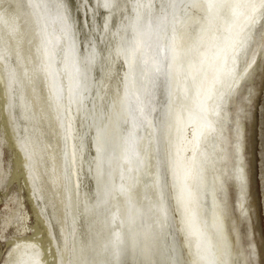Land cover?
<instances>
[{"label": "rangeland", "instance_id": "obj_1", "mask_svg": "<svg viewBox=\"0 0 264 264\" xmlns=\"http://www.w3.org/2000/svg\"><path fill=\"white\" fill-rule=\"evenodd\" d=\"M49 1L50 0H31V2L29 0H0V15H3L5 13V10L8 8L9 4L12 5V9H11L12 20H11V22L9 24H5L3 22L2 23L0 22V27L2 25V27L0 29V36H1L0 41L3 40L6 43V46H5V43L2 41V44H4V46H5L4 47L0 42V264H14V262L17 260H23L26 262V264H29V260L32 258H33L32 262L34 264H62V263L63 264H92V262H95V264L96 263L97 264H105V261H112V260H114L113 262H115L116 257L113 256L110 258V256L113 255V253H114L113 251H116V249L118 248V245H117V248L111 247L112 245H110V248H109L108 244L111 241L109 243H107V242L109 241V239L113 241V239L115 238L114 236H116L115 235L116 233L114 231H116V229H117V226H116L117 220L120 217L119 213H120V209L122 208L119 206V208L116 209L117 207H115L117 204V201L119 199H124L125 208L129 207L130 209L133 210V211H131L130 209H128L127 211H129V213L127 212L128 213L127 216H129V214L131 212V214H133V215H130V218H131V216L135 217V223L131 222L132 221L131 219H130V221H128L126 219V221H128L127 224L130 223L129 226H132V227H130L131 229L130 228L128 229V231L130 230L129 232L127 231L128 237L126 238V240L123 243H121L122 242V238H121L122 236L120 237L121 238V242H120L121 246L118 248V250L121 249L119 251V253H120L119 259L120 260L127 259L130 262V264H139L140 261H146V262H148V264H193V263L195 264L196 261L192 257V253L190 252L188 247L185 246L186 244H184L185 238H184L183 233H182L180 220L178 217L179 215H178L176 207H175V201H173L174 200V185L172 183L173 178H171V175H170V167H169L168 161H167L168 159L165 156L166 149H164L165 146H164L163 142L161 143L162 145H160L159 138H158L159 134H157L158 132H156V131H158L157 130L158 125H156L157 128L156 127L153 128V126L151 124V127L148 128L147 124L149 125V123H145L140 128L135 127V128H138L139 131L135 130L134 127L132 128L133 124H132L131 120L128 119V117H126V118L128 120H130L129 123H127V125L123 123L126 120V118H124L123 114L125 113L127 116L128 111H126V112L123 111L122 107L124 106L123 107L124 110H125V108L127 109L128 108V106H127L128 101L125 102L127 104H125L122 101H119L117 103L118 106L115 108V106H116V100L115 99L118 98L119 94L122 95L121 98H123V96L125 97V95L122 93V90H120V88L121 89L123 88L122 82L125 83V78H124V81H122V77H120V74L122 73L121 65H120L119 61L117 60V58H115L114 55L112 54V50L115 46V43L117 42L116 40H118L117 35L114 33L116 31H118L119 33L116 32L118 34V36H120V35L122 36V33H124L123 30L130 23L129 17H131V16L134 17L136 15V13L134 12L135 3L134 4L131 3L134 1L131 0V2H130V0H126V1L124 0V3H125L124 4L123 1H121V0L120 1L115 0L116 3L113 0H110L109 2L107 0L108 3L106 2L107 3L106 4L105 2L102 3V0L100 2H98L99 0H97V1L93 0V2H91V5H92L91 6L89 4L91 0H84V2L82 0H78V1L77 0H70L69 2H67L68 0H63V1L62 0H56L57 2L58 1L61 2L62 7H60L61 6L60 4L58 5L57 3H55L56 1H54V0H51L50 2ZM65 1L67 3H70V4H68L69 6L66 5L67 3ZM88 1H89V3H88ZM128 1L131 3L130 5H129ZM72 2L73 3L75 2V6L73 8L71 7L74 5ZM81 2L85 4L84 7H81L82 10L79 9L80 8L79 5L82 4ZM120 2L122 3L121 4L122 7H120L121 6ZM140 2L142 3L141 0H140ZM152 2L154 5L156 4V3H154V1H152ZM76 3H77L78 7L76 6ZM101 3H102V5L104 4V6H101ZM109 3H111V4H109ZM112 3L113 4L115 3V4L112 5ZM22 4L24 5L23 7L21 6ZM29 4L31 6H29ZM37 4H39V7H36ZM52 4H54V5H52ZM117 4H119V5L116 6ZM126 4H127V7L125 6ZM87 5H90L91 7L90 6L88 7ZM105 5L108 6V7L106 6L107 9L110 7L109 5H111V7L113 6L114 9H113V7L109 8L106 12V8H103V7H105ZM156 5H155L156 7H154V9L159 8L158 4H156ZM66 6H68L71 9H68ZM81 6H83V5H81ZM93 6H95V8ZM99 6H100L99 9L101 10V12L97 8ZM123 6H125V8H128V6H129L130 8H128V10H130V9L132 10V8L134 7L132 11H129L130 13L133 12L134 16H133V13H131V14L128 13L129 15H127L126 12H128V10L126 11L125 8L123 9ZM86 7H87V9L89 8L90 10L89 9L87 10ZM35 8L36 9L39 8L36 11L37 12L41 11V12H39V14H38L35 11ZM91 8H92L93 12H97V13L99 12L100 14L98 13L97 15H93V17H92L93 13H90L91 15H89V13H87V12L91 11ZM96 8H97V10H95ZM72 9L73 10L75 9L77 11L74 10V12H73ZM156 9L154 11H156ZM62 10L64 13L62 12ZM78 10H80L81 12ZM110 10L114 11L116 16L114 14L110 15V13H112V12H110ZM82 11H84V12H82ZM61 12L64 14V16L62 15ZM121 12H124V13H123V15L121 14L122 16H119ZM78 13H82V14L85 13L86 15L84 14L83 18L88 15L91 17V20H90V18H88V16L85 17L86 20H85V18L84 19L81 18L82 14H80L81 16H79ZM117 13H119V14H117ZM220 13H221V17H225L226 19H225V21H220L219 19L216 20L215 18L212 19V21L215 19V21H216L215 25H220V24H223V25L222 26H216L215 29H213V30L209 29L210 31H208V33H210V36H211V40H210L211 45L218 43L220 41L222 42L227 37V35L230 33V31L233 29V27L236 26L237 19H234L233 15H232V11L230 9L225 8ZM220 13H219V15H220ZM94 14H96V13H94ZM102 14H104V15H102ZM125 14H126V17L128 16L127 18L125 17ZM44 16H45V20H46L45 22H44V19H42V18H44ZM61 16H63V17H61ZM96 16H98V18L101 17L100 19L102 21L100 19H98ZM103 16H105V17L103 18ZM191 16L194 17L193 15H191ZM191 16H190V18H191ZM115 17H116V20L120 17L122 20L120 22H119L120 19H118L116 21ZM31 18L34 19V23H33V20ZM48 18L49 19L54 18V21L50 20V23H49ZM72 18H74V20H77V21H75L77 24L74 22V20ZM87 18H88V20H87ZM96 18L98 20H96ZM125 18L127 19V21H124V20H126ZM190 18H188L189 20L188 19L185 20V23L188 21L187 24L184 23V26L189 27V28L184 27L185 28L184 30H186V31L195 30V28L198 26V23H199L198 20H197V22H194V21H196V19H194V21H193L195 24L191 23ZM26 19H27V21L24 22V20H26ZM60 19H63V20H61L62 22L60 21ZM64 19L67 21L70 19L69 20L70 23L65 21ZM110 19H111V21H110ZM56 20H58V21H56ZM82 20H83V24L81 23ZM84 20L86 21L85 23H84ZM114 20H115V22H114ZM35 21H37V22H35ZM47 21H48L47 25L50 24L52 26V25L56 24L54 26V28L57 27V28H55V30L51 34H48L49 31L47 32V28H46L47 26L45 25ZM78 21H80V23H81L80 26L81 25L83 26L84 24H87V26L84 25L85 27L84 26H83V28H82V26L80 27L78 25L79 24ZM87 21H88V23H87ZM96 21L101 24L100 26L102 28L104 27L103 28L104 30H102L101 27H100L101 29H99V28L97 29V27H99L97 25H99V24H97ZM105 21H106V23H105ZM242 21H244V20H242V17H241V19L238 20V24L243 23ZM253 21L254 22H247L243 25L245 27L243 29L244 32H242V34L240 33L241 36H240L239 40L237 38L238 41L234 42V48L232 50V54L230 57L231 62L234 61V63H235V67L237 70L236 73L239 74V76L236 78V80H238L241 77H242V79L239 83L236 84L235 87H233L232 89H229V91H227V92L223 91L224 90L223 86H222L223 88L219 87L216 91H214V88H212V92L214 94V96H213V94H212V96H213V98L214 97L215 98L213 99L211 96L208 99V101H209L208 104L210 105V100L212 98L211 102L213 101V103H215L217 105V106L215 105L214 112H213L214 116H212V117L216 118L214 121L215 127H214L213 131L209 132L208 134L205 135L204 138H202V141L199 143V146L196 149L197 159H196L195 164H194L195 175H194V179L192 182V192H193L192 193V208H193V211L195 214V223H196V226H195L196 229H195L194 234L196 235L195 237L197 239V243H196L197 246H198V242H199V244L202 245V246L201 245L200 246H201L202 251H203V255H204L203 257H205V259L208 258L207 262L205 260V262H204L205 264H226L224 258L219 253L217 254L218 240H217V235H216L217 234L216 233V220H217L216 214H217V212H219V209L224 210V213H222V216H223V221L225 224V230H226L225 234L229 238L233 254L236 257L235 263L236 264H264V9L258 10L253 15ZM31 22H32V25H29ZM65 22L68 23L67 27L72 22V24L68 27V29L71 30V31L68 30L69 34H71V35L73 34V36L77 34L76 38L78 39L79 44L84 45L83 46L84 48H86V46L91 44V43L94 44V41H95L94 39H96L95 44H98V46L96 48L98 51L96 52V50H95V53L98 56L97 57L98 61H96V64H95L98 66L96 68V70H98V72L95 71L96 73L94 72L92 77L89 75H87L88 77H86V75L84 73L83 74L85 76L84 75L83 76L86 77L87 79L90 78V79H88V81L86 78H84V80L86 82H90L89 85H91L92 80H94L93 82H95V84L97 85L96 86L95 84H92L93 86H91L92 87L91 91L88 89L87 90L88 93L85 92L86 96L88 98L89 95L92 94V93L90 94V92H93L94 87H96L94 93L92 94L93 96L92 95L91 96H92V98L95 99V101L99 99V101H97V102L94 101L95 104L93 102L94 106H93L92 102L87 99L88 100L87 102H89L88 111H90V113L95 114V115H96V113L100 114V115L102 114V115L101 116L98 115V119H99L98 123L96 122V124L93 123L94 125H92V122H94L97 119V117L95 115L93 116L92 114H90L88 112L89 113L88 117L90 120L88 119V117H86L84 119V124H85L84 126L88 125L90 128L87 126V128H89V129L85 128L86 131H83L84 134H83V132H81L83 126H81L82 118L80 117L81 123H79V124L81 127H78L77 130L75 127V129L73 130L74 138L78 136V134L76 136V133H78L79 131H80L79 135H81V136H79L81 139L79 137L75 139V141L77 140L76 144L78 145V143H79L78 147L76 146L75 141H74L75 149H77L75 151L76 152L75 155H77L76 156L77 159L74 160L75 162L73 160H71V154H69L70 152H69V150H67V149H69V145L67 146V144H68V140H67L68 129H66V127L64 129V126L68 123L67 121H65L66 119L68 120V115L64 116L65 115L64 113L68 114L67 113L68 108L66 109V107H65L66 101L64 100V99H66L65 94H64V92H66V91L61 92L62 94L58 97L57 100H54L52 98L53 97L52 94H49V93H52V91H50L49 82H51L53 79H54L53 80L54 85L56 84L58 86L60 84L58 87H61L62 90H66V87H67L66 86L67 84H65L66 83V76H67L66 75L67 73H65V71L67 72V69L65 66V62L61 60V59H64L65 55L63 56V54H65V52H66V49H65L66 46L63 45L64 44L63 42H61V43L59 42L58 37L56 35V34H58L57 31H59V34L61 35V32L58 28L60 26H62V30H61L62 35L61 36H64L63 38H65V35L68 34V33H66L67 30L64 29V27H66ZM110 22H113V23H110ZM121 22L122 23L127 22V24L124 25ZM189 22L191 24H189ZM36 23H37V25H36ZM61 23H65V24H61ZM91 23H92L91 27L93 28V30L89 25ZM103 23H105V24H103ZM114 23H117L116 25H118V26H116ZM58 24L59 25L61 24V25L59 26ZM93 24L94 25L96 24L95 28H94ZM110 24H111V26H110ZM112 24H114L115 26L114 25L112 26ZM26 25H27V27L25 28ZM108 25L110 26V28L107 27ZM122 25H123V27H122ZM75 26L76 27L79 26L82 29H80L79 27L75 28ZM191 26H192L193 30L190 29ZM89 27H90V29H89ZM193 27H195V28H193ZM23 28L26 31L25 33L23 32L24 31ZM117 28H118V30H115ZM120 28H122V29H120ZM36 29H38V30H36ZM72 29L74 31H72ZM76 29L78 31H76ZM94 29L96 32H98L97 30H99V33H101V35L99 33L94 32ZM42 30H43V32H42ZM81 30L83 32H87V33H81L82 32ZM184 30H183V32H185ZM34 31L37 32V34H38V35L36 34L37 36L35 35L36 32L34 33ZM102 31H104V33ZM112 31H113V33H112ZM213 31H214V33H213ZM3 32H4V34L2 35ZM11 33L15 35V38H13L11 36V38L14 40H12L9 36V34L11 35ZM30 33L33 34L35 39L33 38L32 34L30 35ZM93 33H95V35ZM28 34L30 36H32V38ZM79 34L81 36L84 35V37H81ZM91 34H93V35H91ZM104 34L107 36H105ZM225 34H226V36H225ZM5 35H7L9 38ZM19 35L22 38L24 36V39L19 37ZM25 35L27 38L25 37ZM42 35H43V37H42ZM90 35L94 36V37H92V39L94 41L90 38L91 37ZM97 35L99 36L98 38H97ZM112 35L114 36V38L112 37ZM110 36H111V39H110ZM29 37H30V40H29ZM43 38L47 39L49 41L51 40V42L53 44L50 46L51 43H49V41H47V43H46V40H44ZM55 38H57L56 41H54ZM84 38L88 39V42H86V40ZM103 38H104V40H102L103 42L98 41V40H101ZM107 38H108V40L109 39L110 40L108 41ZM79 39H83V40L80 41ZM35 40H37L39 42L37 43V41L35 42ZM89 40H91V42ZM84 42H86L87 44ZM25 43H27L28 47L30 46L29 48L27 47L29 50V51L27 50V52H26V49H27L26 46L27 45ZM39 43H41L40 46H38ZM24 44H25V46H24ZM85 44H86V46H85ZM110 44H112V45H110ZM60 45H63V48ZM7 46H9V47H7ZM15 46H17V48H15ZM42 46H43V48H42ZM49 46H50V48H49ZM108 46H110V47H108ZM10 47L11 48L13 47L12 50L8 49ZM52 47H54L55 49ZM57 47H60L61 49L57 48ZM98 47L101 49H99ZM3 48H4V50H3ZM18 48H19V50H18ZM20 48L23 50H20ZM106 48H107V50H106ZM58 49L61 50L62 52L60 53V51H57ZM234 49H236V50H234ZM9 50H11V51H9ZM7 51H8V53H7ZM16 51H18V54ZM19 51H21V52H19ZM22 51H24V52H22ZM10 52L12 55L8 56V55H10ZM6 53H7V55H5ZM20 53H24V54H20ZM207 53H208V57L205 59L203 65L200 66V68H199L200 70L198 71V73L196 75V79L198 77L204 76L205 72H206V76H207V74L208 75L211 74L209 71V67L207 65H209L208 62L210 60H212V58L214 57L215 51H214V49H210ZM1 54L3 56H5V58H2L3 56ZM16 55H18L20 57V59L17 58L18 56L16 57L17 58L16 59L15 58ZM22 55H23V57H21ZM58 55L60 56V58ZM12 56H14V57H12ZM46 56H47V58H46ZM10 58H12V59H10ZM54 58H55V60H54ZM56 58H57V60H56ZM58 58L60 59V61ZM6 59H7V61H6ZM9 59H10V62H8ZM44 60H45V62H44ZM4 61H6L7 64H5ZM58 61H59V63H58ZM20 62H21V64L18 65ZM53 62L55 65L57 63L61 65V67L59 65V68H61L59 71L60 73L56 69L58 65H56V66L53 65ZM16 63H18V64L16 65ZM13 64L16 65L17 68ZM49 64H51V67H49ZM102 64L104 66H101ZM6 65H7V67H6ZM62 65L65 67H62ZM248 65L250 67H248ZM12 66L15 67V70H13V71L11 69V68H13ZM22 66H25L26 69H22L23 68ZM47 68H49V69H47ZM51 68H53V69H51ZM18 69L19 70L22 69V70L17 71ZM7 70L10 71L11 73L13 72V73L10 74V72H8ZM24 70L26 72H29V74H30V72H32L31 75H28V74L25 75L26 72L22 73V72H24ZM28 70H30V71H28ZM14 71H15V73H14ZM52 72L53 73L56 72V73L54 74V76L52 75V77H51L50 75L52 74ZM47 73H50V74H47ZM14 74L16 76L20 75L18 79L21 82H22V80L26 81V79H27L26 82L23 81L24 85L22 83H20L19 80L16 81L17 77H15ZM22 74L25 75L26 78H24ZM56 74L58 75V77ZM21 75L24 79L21 77ZM110 75H112V76H110ZM56 77L58 79L59 78H61V79L57 80V79H55ZM63 77H64V80L62 79ZM13 78H15V79H13ZM47 78L49 79V81ZM13 80H15V81H13ZM30 81H31L30 85H32V86L28 87L29 84L25 85V84L29 83ZM55 81H56V83H55ZM167 81H166L165 90H164V87L162 88V86L158 87L157 99L155 100V105L153 106V109H155V113L153 114L152 118H154V117L157 118L158 114L156 112H159V111L162 112L163 111L168 97L170 98V97H173L172 95H175L176 96L175 102L177 103V100L181 101L180 98H182V96H184V93L181 92L182 89H181V86H179V84L175 85L174 91H172L173 83L171 81V78H168ZM120 82H121V85H119ZM17 83H18V85H17ZM19 83L22 84L23 87L20 86ZM61 83H62V85H61ZM109 83H111V84H109ZM188 84H191V83L188 82ZM195 84L196 83L193 82V89H195ZM215 84L216 83L213 84V87H215ZM13 85L15 86V89H17L19 87L17 89L20 91L19 93L17 90H16L17 93H15V89H14ZM47 85L49 86V90H48ZM54 85L52 87H54ZM107 85H109L110 88L113 86V88H111V90H110L109 86H107ZM20 87H22V88L25 87L24 90L26 91V93L21 88V90L23 91L22 92L20 90ZM29 88H30V91H29ZM100 88H101V90H99ZM107 88H109V89H107ZM159 89H162V90H160V92L162 91L161 93H159ZM96 90L100 91L99 94H101V95H99ZM107 90H110L111 94L108 93L109 91H107ZM114 90L116 92L118 90V92L116 93ZM168 91H169V96H168ZM103 92H107V93L103 94ZM113 92H114V94H113ZM44 93H46V94H44ZM115 93L117 94L116 98H115V96H116ZM20 94H22V95L20 96ZM63 94H64V96H63ZM108 94H110L109 97H108ZM158 94L164 98V101L162 100L163 98H160ZM16 95H18L19 97L18 96L16 97ZM24 95L25 96L28 95L29 97H31L32 95L33 96L31 98H29L30 100H28V98L26 99V97ZM94 96H96V97H94ZM22 97L24 100L23 102L21 101ZM49 97H51V98H49ZM100 97H102V98H100ZM130 97L131 96L129 95V98ZM18 98L19 99L21 98V100L19 101ZM44 98H46V100ZM61 98H62V100H61ZM90 98L91 97H89V99ZM92 98H91V100L93 101L94 99H92ZM185 98H186V96H185ZM41 99H42V101H41ZM49 99H52L53 101L51 100V102H50ZM112 99H114V100H112ZM131 99L134 101L133 98H130L129 102L132 101ZM32 100L34 103L32 102ZM47 100H49L50 104ZM106 100H108V101L106 102ZM127 100H128V96H127ZM13 101H16V102L18 101L17 104L19 106H21L22 108L19 106L17 107V104H15L16 102H13ZM46 101L48 103H46ZM56 101H58V102H56ZM60 101L62 104L59 103ZM113 101H115V102H113ZM52 102L56 103L60 107L62 106L61 107L62 110L58 109L60 107L57 106L56 104H54V103L51 104ZM158 102H159V104H157ZM64 103H65V105L63 106ZM90 103H91V105H90ZM120 103H121V105H119ZM162 103H164V104H162ZM182 104H185V101H182L181 105ZM39 105L42 107L40 108ZM48 106L51 108H48ZM92 106L94 107L93 109H95L97 106L99 111L97 108H96L97 111L96 110L92 111ZM190 106L191 105L189 103V105H187V107H190ZM16 108H18V109L16 110ZM159 108H161V109H159ZM20 109H21V111H20ZM115 109H117L118 111L120 110V111L115 114ZM42 110L45 111V114H43L44 111H42ZM63 110H64V112H63ZM16 111H18L19 113ZM100 111H101V113H98ZM113 111H114V113H113ZM17 114H18L19 118L17 117ZM104 114H105V117H104ZM112 114L119 117V118L117 117L119 119L118 121H117L116 117L113 119L115 122V124L114 123L112 124L113 125L112 127L115 128L114 130L112 129V127L109 128L110 126H107V123H108L109 119L112 117L111 116ZM215 114H217V116H215ZM55 115H56V119L54 118ZM58 115H60V117ZM24 116H26V117L24 118ZM43 116H45V117H43ZM106 116H108L109 118ZM121 116H123V117H121ZM15 117H17V119ZM20 117H22L21 120H20ZM93 117H95V118L93 119ZM85 120H87V121H85ZM56 121H59L60 123L56 122ZM90 121H91V123H90ZM99 121H100V123H99ZM119 121H121L124 125L122 124L123 126H121V122L119 123ZM54 123L55 124L58 123V125H61L62 128H60L61 126L58 127V125L57 124L55 125ZM116 123H118V124L116 125ZM73 124H74V121H73L72 125ZM97 124H100L103 127V132H101V133L99 132L98 135L95 134V132L98 131L97 129H99V128H100V131H102L101 130L102 127H100V125L98 126ZM104 124H105V126H104ZM128 124H130V125L128 126ZM82 125H83V123H82ZM96 125L98 126V128ZM115 125L118 128L121 127V129H119L120 131L117 129V127ZM118 125H120V126H118ZM95 126H96V129H94ZM124 126H128V128L124 127ZM107 127L109 128V130L107 129ZM123 127L127 128V130L133 129L131 131L128 130L129 131L128 133L132 132L133 135H131L130 137L129 136L127 137V132H124L122 130ZM67 128H68V126H67ZM73 128H74V125H73ZM147 128L150 130V131H148L149 133H147V131H146ZM55 129L57 131H55ZM64 130H65V132H64ZM104 130H105V132H104ZM106 130L108 132H106ZM25 131H26V133H25ZM59 131H60L61 136H57V134L59 135ZM74 131H75V133H74ZM117 131H119L118 135H117ZM144 131H146V132H144ZM135 132H136V134H135V137L133 139ZM139 132L141 135L139 134ZM85 133H86V136H85ZM104 133L105 134L110 133V134L105 135ZM114 133H115V135H112ZM101 134L103 136H101ZM121 134H124V136L122 137ZM155 134H157L158 136ZM63 135H65V136H63ZM110 135H111V137H110ZM94 136H96V137L93 138ZM98 136H99V139L102 138L100 140L101 143H103V140H107L108 143L106 141H104V143L106 142L104 144L105 145L104 148L108 147V149H110V152L111 151L114 152V150L117 149V150H115V153L117 152L116 153L117 155L113 152L109 153L108 149H107L108 151H105L106 149H104L105 153L103 151L101 153L102 154L101 155L100 152H98V150H96L97 146L95 147V145L98 143V141L96 139V138H98ZM113 136L114 137L116 136L115 139ZM117 136H118V138H117ZM144 136H146L148 140ZM103 137H105V139ZM138 137L141 139L140 143L142 141H144L145 139H146V142L148 141L147 143L145 142L144 149H143L144 150V156L146 155L144 157L145 160L141 156L143 154V152H141V150L139 149V146H137V145L136 146L138 148L136 147V149L138 151L136 150V153L137 152L138 153L137 154L135 153L136 155L134 154L135 158L141 157L140 159H142V160H140V159L137 160V158H136V164L140 163L138 166L141 168L142 174L140 173L138 175V173L136 172L137 174L134 175L136 177H134V179H131V178H133V175H130V173L128 174V172H130L128 170H130L131 167L130 168L126 167L128 170L126 168H125V170H123L125 173L122 172V173H124L122 175V178H119V179H118V177L115 178V176H113V173H112L114 168L112 170L110 163L107 164L108 160L112 156L115 155L114 157L118 158L119 160L118 159L117 160L122 162V163H119L120 165L125 164L127 159L130 160V158H129L130 154H128V149L132 155V153L135 151V150L132 151V145L135 144V142H136L135 140L138 139ZM155 137L158 139H156ZM177 137H179V136H177ZM58 138H61L62 140H60ZM56 139H58V140H56ZM63 139L67 140V141L65 142ZM111 139L112 140L114 139V141H113L114 145H113V142L111 141ZM116 139H119V140L121 139L120 143H119V140H116ZM129 139H130V141H129ZM55 140L57 141V144H56ZM59 140H60V144L58 142ZM82 141H83V143H82ZM115 141L116 142L118 141L119 145L122 147L119 148L120 146ZM131 141L133 142V144L127 149V146H128L127 144H129ZM150 141L151 142L153 141V142L151 143ZM126 142H128V143H126ZM154 142L156 145L154 144ZM157 142L159 144H157ZM63 143L64 144L67 143L66 146ZM115 143H116V145H115ZM106 145H107V147H106ZM124 145H125V148H124ZM115 146H117V147H115ZM145 146H146L147 150L145 149ZM159 146H161V147H159ZM25 147H26V150H25ZM156 148L160 149L159 150V156L161 155L160 159L162 158L161 160L164 162V165H163V167L165 168L164 170L167 171V180H168L167 187H164L163 179H158V176L160 177V174H161V166H160V164H158L159 162H157L158 161L157 160V154L158 153L156 152L157 151ZM93 149H95V150H93ZM148 149H149V151L150 150L151 151L149 152ZM82 150H84L83 151L84 153L82 152ZM118 150L120 152L122 151V153L119 152V155H118ZM26 151H30L32 153V156L34 155L36 158L39 154L41 155V161L42 162L38 163V169L39 170L37 172H39V173L37 175L40 176V179H41V176L43 175L42 180H41V182L45 181V183L42 182V183H44L43 187H44V185L48 186V189L50 190V192L53 193V194L51 193V196H52V198L55 196V198H53V199H55L54 200L55 201V207H57V208H55L54 205L52 206L51 204L44 203L45 204L44 205L43 202H40V201L37 202L39 200L38 195H37L38 192L36 193V191H37V188H35L36 183L34 182V178L32 176L30 168H28L29 164L31 166V161L29 160L28 153ZM58 151H59V153H58ZM66 151H68V153ZM79 151H80V153H79ZM125 152L127 155L125 154ZM139 152H140V155H139ZM151 152L152 153L154 152L155 154L152 155ZM77 153L79 154V156H81L83 154L81 157L82 158L84 157V159H86V158H88V159H86V160L82 159L81 157L78 156ZM89 153H90V155H88ZM149 153L151 155H149ZM66 154H68L70 157L68 155L66 156ZM85 155H87V156L85 157ZM95 155H96L98 160H99V156H100L101 159L99 160V162H101V160H103V162H104L103 164H105L103 166L110 165V167H111V168L109 166L106 167L108 172L111 169V171H110L111 174L110 173L107 174L108 172H106V175L104 174V176L106 178L105 181H107V179H108V181L104 184V186H102V187H106V188L101 189V194H103L104 196L99 195L98 197H102V198H100V200L98 199V197L96 195L97 194L96 189L98 187L95 183L94 176L92 175L93 170L91 167L92 163H93V158L95 157ZM104 155H106L107 157ZM120 155H122V156H120ZM147 156H149V157L147 158ZM150 156L152 158L155 157L154 159L156 161L154 159H152ZM114 157L111 158L110 160L112 161L114 159L113 161L114 162L116 161L118 163V161L115 160L116 158H114ZM68 158H70V159H68ZM149 158L152 160H150ZM57 159H60L59 162ZM61 159H62V161H61ZM63 159H65V160H63ZM79 160L82 163L83 169L80 165H78ZM105 160H107V161L105 162ZM110 160H109V162H111ZM55 161L57 162V165L55 164L56 163ZM65 161H66V164H65ZM140 161L142 162V165H141ZM116 162L114 165H116ZM149 162H153V163H149ZM67 163H69V164H67ZM71 163H73V165ZM83 163H86L85 166ZM151 164H153V165L151 166ZM51 165H53L52 167L55 168L53 171H52L53 168H51ZM74 165L76 167H74ZM120 165H118V166H120ZM148 165H149V168H148ZM39 166H41L40 167L41 170H40ZM55 166L56 167L58 166V167L56 168ZM144 166H146V168H144ZM63 167H64V169H63ZM70 167L73 169V171H75L74 169H76V171L72 172ZM118 168H119V170L117 169L116 171L120 172V167H118ZM152 168H154V169L152 170ZM80 169L82 171H84V172H80L83 175V177L78 172V171H80ZM146 169L149 171L150 174L148 173V171H146ZM143 170L146 171L145 172L146 175L143 172ZM151 170H152V172H151ZM49 171L52 172V176L50 174L51 172L49 173ZM156 171L158 174L154 173ZM56 172H57V174H56ZM71 172L74 173V175L76 174L75 176L77 179L73 178L74 176ZM53 173H54V175H53ZM58 173H59V180L57 178ZM85 173L87 174V176ZM99 173H100L99 175L102 176L101 172H99ZM151 173H153V174H151ZM30 174H31V177H29ZM62 174H63V176L61 177L60 175H62ZM44 175H46V176L44 177ZM127 175L129 177L130 176L131 177L128 178ZM143 175L145 176V178L141 179V177H144ZM147 175H148V177H147ZM151 175L154 177H152ZM53 176H54V178H53ZM125 176H126V178H125ZM149 176H151V178ZM95 177H98V175ZM108 177L110 179H113V178L114 179L109 180ZM46 178H48V179H46ZM71 178H73V179H71ZM83 178H84V180L88 179V180H86L87 181L86 184H85L86 181H83ZM90 178H91V180H90ZM135 178H137V180ZM128 179L129 180L131 179L135 182L134 186L132 188H131V186L129 187L130 188V190L128 189L129 191L126 189V187L129 186V183H128L129 180ZM140 179L142 180V182ZM150 179H151V183H150ZM48 180L50 182H48ZM70 180L75 181V183H73V182L70 183ZM118 180L122 181V185L119 184L120 182ZM61 181L63 182V184H61ZM111 181H114V183L116 182L115 184H117V186L115 184H113V182L111 183ZM170 181H172V182H170ZM91 182H93L94 184ZM125 182H127L126 183V184H128L127 186H125L126 185ZM152 182H157V183L156 184L153 183V185H151ZM169 182H170V184H169ZM51 183L53 184L52 186H51ZM69 183H70V185H69ZM158 183H159V185H158ZM60 184H61V186H60ZM71 184L72 185L74 184V186L76 184L77 185L74 188V186L72 187ZM87 184L89 187L87 186ZM91 184H93V186L94 185L95 186L93 187ZM138 184H139V186H138ZM99 185H100V183H99ZM108 185H110V186H108ZM156 185H157V187H156ZM54 186H57V187L55 188ZM121 186H124V189L127 192L125 191V192L121 193V191H120ZM153 186H155V187H153ZM160 186H161V188H163L162 190L160 188L161 191L158 188ZM50 187H51V189L53 187L54 190L53 189L52 190L56 191V192H53L50 189ZM69 187H72V188L70 189ZM73 188L76 191H78L79 193L76 192L75 190H72ZM76 188H78V189H76ZM83 188H84V190H83ZM93 188H95V190H93ZM112 188H115V190L114 189L112 190ZM103 189L104 190L110 189V191H103ZM135 189H138V190H135ZM156 189H158V191ZM91 190L94 191L95 193L92 192ZM132 190H134V191L131 192ZM59 191H61V192L64 191V192H62L63 195L59 194V193H61ZM72 191H74V192H72ZM102 191L104 193H102ZM113 191H115V194L117 191V195H115ZM71 192H72V195H71ZM80 192H82V193L80 194ZM87 192H88V194H87ZM109 192L112 193L111 197L108 196ZM147 192H150V193H147ZM151 192H152V194L154 192L157 195L153 194L154 195L153 196L151 194ZM33 193H35V194H33ZM132 193L133 194L139 193L137 195L140 196L141 198L137 197V195H135V194L132 196L131 195ZM141 193H143L142 196L140 195ZM55 194H57V196H60L63 198L61 200V202H63V204L60 203L61 198L59 197L60 198L59 199ZM74 194H75V196H74ZM76 194H78V195H76ZM85 194H87L89 196H87ZM67 195H69V196H67ZM130 195H131V197H134V196H135V198L137 197L136 199H138V200L143 199V201H140V203H139V201L135 200L134 198H130ZM77 196H79L80 199H81L80 196H83L85 199L82 198L81 199L82 202H80L81 200L79 201V198ZM93 196H96V197L94 198ZM105 196H107L106 197L107 200L104 199ZM114 196H116V197H114ZM158 196H159V198L162 199L163 207L166 208V209L163 208L164 210L162 211L165 213L166 216H163L164 213H161V215H158V212L156 210L157 204H158L157 203ZM56 197H57V201H56ZM108 197H109V199H108ZM118 197H120V198H118ZM128 197H129V199H128ZM75 198L78 200V202L80 204H78V202H77V200H75ZM91 198H92V200H91ZM110 198H112L113 200ZM115 198L117 199L116 201H115ZM36 199H37V201H36ZM96 199H97V201H96ZM58 200H59V202H58ZM84 201H87V202H84ZM89 201L90 202L92 201V202L90 203ZM136 201L138 202V204ZM99 202L103 203V204H100ZM130 202L132 203V205L130 204ZM38 203H39V205H38ZM56 203H57V205H56ZM59 203L62 205L60 206ZM75 203H77V204H75ZM84 203H86V204H84ZM106 204H108V205H106ZM142 204L143 205L145 204L144 208H143ZM49 205H51L52 207L57 209V213H59L58 212V209H59L60 214L63 215V216L61 215V217L59 216L60 221L62 220L63 222H60L58 220L59 222H57V224H58V225L56 224L57 226L56 225L52 226V223H50L49 220L47 219L48 217L47 218L43 217V216H45V214L43 213L44 210H43L42 206H46V208L49 209L50 208ZM105 205H106V208H103V207H105ZM146 205L148 206V208H146ZM152 205L154 207H152ZM165 205H166V207H165ZM78 206H80L82 208V210L84 208L85 209L82 211L81 208H79ZM133 206L134 207L137 206V207L134 208ZM37 207L40 208L41 214H40L39 209ZM75 207H78V208H75ZM138 207L141 209V212L139 211L140 209ZM94 208L97 212L94 210ZM55 209H54V211H56ZM75 209H78L77 213H76ZM134 209H137V210L135 211ZM150 209L151 210L153 209V210L149 211V213H150L149 214L148 211H146V210H150ZM23 210L24 211L26 210L25 212L27 213L26 226H28L29 229L27 228L25 230L24 235L21 236L18 233L19 232L18 225L21 223L19 221V219H20V214ZM134 211L135 212L138 211V213L135 214ZM106 212H108V214H106ZM139 213L140 214L142 213L145 216L147 214L148 215L145 217L141 214V216H140ZM114 214H115V216H118V219L116 217L115 218L116 220H114V222L116 221L115 226H114L113 217H112V216H114ZM102 215H103V218H102ZM137 215H138V217H137ZM157 215L159 217H157ZM136 217L138 218L137 222H136ZM139 218H141L143 220H140ZM75 219H77V222ZM100 219H102V220H100ZM104 219H106V220H104ZM110 221L113 223V225H111V224L109 225ZM158 221H161V222H158ZM62 223H63V225H62ZM142 223H144V224H142ZM134 224H137V225H134ZM113 226L115 228H113ZM109 227L111 229L112 228L113 229L111 230ZM55 228H57V229H55ZM137 228H139L140 230H142L143 228L144 229L140 232L139 229H137ZM17 230H18V232H17ZM135 231L137 232V234L135 233ZM53 232H55V233L53 234ZM56 233H57V236H56ZM104 233H106V234H104ZM111 233L114 235L112 236ZM51 234L56 236V237L52 236ZM110 234H111V237H113V239L109 236ZM134 234L137 236H135ZM138 234H140V236ZM144 235H145V237H144ZM207 237H209V238H207ZM89 238H91V239L89 240ZM136 238H138V239L136 240ZM140 238H142V239L140 240ZM145 240H148V241H145ZM127 241L128 242L130 241V243H128ZM103 242H104V244H103ZM140 242H142V243H140ZM141 244L146 245L147 247L140 246ZM15 245H19V247L16 249V256L15 255H13V257L9 256L8 255L9 251H10L9 249H11L12 246H15ZM78 246H79V249H78ZM82 246H85V247L82 248ZM88 246H89V248L91 246L92 247L89 249ZM100 247H102V248H100ZM144 247H145V249H144ZM103 248H105L106 250H104ZM130 248H132V249H130ZM83 249H84V251H83ZM57 251H59V252H57ZM108 251H109V254H108ZM188 251H189V253H188ZM84 252H87V253L85 254ZM89 252H91V253H89ZM102 252H104V253H102ZM121 252H123L124 257H123ZM83 253L85 254V256ZM106 253H107V255H106ZM87 254H90V255H87ZM101 254H102V256H101ZM166 255H168V256H166ZM80 258H81V260H80ZM82 258L85 260H83ZM87 258H89V259H87ZM192 259H194L195 262H193ZM147 260H149V261H147Z\"/></svg>", "mask_w": 264, "mask_h": 264}, {"label": "bare ground", "instance_id": "obj_2", "mask_svg": "<svg viewBox=\"0 0 264 264\" xmlns=\"http://www.w3.org/2000/svg\"><path fill=\"white\" fill-rule=\"evenodd\" d=\"M30 2H31V0H29ZM51 1V0H50ZM49 1V2H50ZM54 1H56V0H54ZM63 1V0H62ZM70 0H68L67 2H69ZM78 1V0H77ZM83 2H84V0H82ZM97 1V0H96ZM101 0H99L98 2H100ZM110 0H108V2H109ZM114 2H115V0H113ZM112 1V2H113ZM118 1V0H117ZM120 1V0H119ZM121 1H123V3H124V0H121ZM126 1V0H125ZM134 1V0H133ZM142 1V3L143 4H147L148 3V0H141ZM152 1H154V3H156V4H158V7H159V3H161V0H152ZM33 2V1H32ZM53 2V1H52ZM59 2V1H58ZM57 1L55 2V3H57L58 5L60 4L61 5V2H59L58 3ZM66 2V1H65ZM66 2V3H67ZM91 2H93V0H91L90 1V3H89V1H88V3L91 5ZM97 2V3H98ZM106 3L107 2V0H102V3ZM107 2V3H108ZM130 2H131V0H130ZM129 1H128V3H129V5L132 3V4H134V2H131L130 3ZM191 2H192V0H187V3H188V7H185L184 5H181V7L180 8H178L177 10H176V16H177V19L175 20V21H172V17L170 16L169 17V23H168V27H167V30H168V33H169V35H175V37H176V49H177V52L179 53V55H178V57H177V59H176V61H175V64H174V70H173V73H172V75L169 77V78H171V81H172V83H173V86H172V91H174V87H175V85H177V81H176V79H175V68L176 67H178L180 70H181V72L183 73V72H186L187 70H188V66H189V63L190 62H193V61H195L196 63H197V66L200 68V65H199V60H200V53H204V56H203V60L205 61V59L208 57V51L210 50V49H214V51H215V55H214V57L212 58V60H210L209 62H208V64L209 65H207L208 67H209V71H210V75H208L207 74V76H201V77H198L197 79H195V89H193V80H188L186 83L183 81V80H181L180 81V83H179V86H181V89H182V91L181 92H183L184 93V96H182V98H180L181 99V101H178L177 100V103L175 102V98H176V96L175 95H172L173 97H168V99H167V102L165 103V107H164V109H163V111L162 112H156L157 114H158V116H157V118H158V120H159V123L157 124L158 125V128H157V126H156V128H157V130L158 131H156V132H158L157 134H159V136L157 135V134H155V135H157L158 136V138H159V143H160V145H162L161 143L163 142V144H164V146H165V148L164 149H166V154H165V156H166V158L168 159L167 161H168V165H169V167H170V160L171 159H175L176 157H177V154H178V156H179V159L181 160V162L183 163V164H185V165H187L188 163H189V161H191L192 160V158H193V156L195 155V161H196V159H197V154H196V149L198 148V146H199V143L202 141V138H204L205 137V135L206 134H208L209 132H211V131H213L214 130V127H215V123H214V121H215V119L216 118H214V117H212V116H214V114H213V112H214V108H215V103H213V101L211 102V100H212V98H213V96H214V94H213V92H212V88H214V91H216L219 87H224V90L223 91H229V89H232L233 87H235L236 86V84L237 83H239L240 81H241V79H242V77L241 78H239L238 80H236V78L239 76V74L238 73H236V67H235V63H234V61H232L231 62V54H232V50H233V48H234V42H236V41H238L239 40V38H240V33L242 34V32H244V24L245 23H247V21H245V19H244V17L243 16H241L242 17V20H244V21H242L243 23H240V24H238V20H240L241 19V17L239 18V19H237V22H236V26L235 27H233V29L230 31V33L227 35V37L221 42H218V43H215V44H213V45H211V42H210V40H211V36H210V33H208V31H210L209 29H211V30H213V29H215V27L216 26H222L223 24H220V25H215L216 23V21H215V19L217 20V19H219L220 21H225V17H221V13H220V15L219 16H217V17H215V19L211 22V24H209L206 20H204L203 19V17H206V16H209L210 14L208 13V10H207V7H206V5H204V6H202V7H191L190 5H191ZM35 3V2H34ZM54 3V2H53ZM73 3V2H72ZM79 3V2H78ZM82 3V2H81ZM95 3V2H94ZM93 3V4H94ZM102 3H101V6H104V4L102 5ZM106 3V4H107ZM116 3V2H115ZM114 3V4H115ZM127 3V2H126ZM127 3V4H128ZM32 4V3H31ZM64 4V3H63ZM68 4H70V3H67L66 5H68ZM74 5L73 6H71L72 8L75 6V2L73 3ZM109 4H111V3H109ZM113 3H112V5H114ZM122 3L120 2V5H121ZM125 4V3H124ZM123 4V5H124ZM127 4L125 5L126 7H127ZM155 4V5H156ZM30 5V4H29ZM50 5V4H49ZM52 5H54V4H52ZM81 5H83V6H81ZM81 5H79L80 6V8L79 9H81V7H84V3H82ZM90 5H87L88 7L90 6ZM97 5V4H96ZM95 5V6H96ZM119 4H117L116 6H118ZM33 6V5H32ZM35 6V5H34ZM69 6V5H68ZM68 6H66L68 9H71V8H69ZM76 6H77V3H76ZM92 6V5H91ZM90 6V7H91ZM95 6H93L94 8H95ZM110 7L109 8H112L111 7V5H109ZM125 6H123V9L125 8ZM157 6V5H156ZM155 6V7H156ZM60 7H62V5L60 6ZM78 7V6H77ZM108 7V6H107ZM120 7H122V5L120 6ZM119 7V8H120ZM135 7V6H134ZM133 7V8H134ZM19 8V7H18ZM98 9L100 8V6L99 7H97ZM97 8L95 9V10H97ZM103 8H106V5H105V7H103ZM102 8V9H103ZM108 8V9H109ZM116 8V7H115ZM128 8H130L129 6H128ZM128 8H125L126 9V11L128 10ZM133 8H132V10H133ZM20 9V8H19ZM33 9V8H32ZM37 9H39V8H37ZM36 8H35V11L37 10ZM66 9V8H65ZM64 9V10H65ZM86 9H87V7H86ZM89 9V8H88ZM87 9V10H88ZM107 8H106V12H107V10H108ZM113 9H114V7H113ZM118 9V8H117ZM156 9V8H155ZM154 9V10H155ZM159 9V8H158ZM158 9H156V11L158 10ZM60 10V9H59ZM73 10V9H72ZM75 10V9H74ZM74 10H73V12H74ZM82 10V9H81ZM86 10V11H87ZM90 10V9H89ZM94 10V9H93ZM100 10V9H99ZM105 10V9H104ZM116 10V9H115ZM121 10V9H120ZM119 10V11H120ZM131 9L130 10H128V12H126V14L127 15H129L128 13H130L129 11H132ZM224 9H222V10H220V12H222ZM227 10V9H226ZM225 10V11H226ZM48 11V10H47ZM75 11H77V10H75ZM78 11H80V10H78ZM91 11H92V8H91ZM91 11H89V12H87V13H89V15H91L90 13H93L92 14V17H93V15H97L98 13L97 12H91ZM123 11V10H122ZM192 11V12H191ZM37 12V11H36ZM35 12V13H36ZM39 12H41V11H39ZM39 12H37L38 14H39ZM44 12V11H43ZM42 12V13H43ZM46 12V11H45ZM62 12H63V10H62ZM61 12V13H62ZM81 12V11H80ZM82 12H84V11H82ZM100 12H101V10H100ZM105 12V11H104ZM110 12H112V13H110V15L111 14H114L115 15V13H114V11H112V10H110ZM117 12V11H116ZM134 12L136 13V11H135V9H134ZM192 14H191V13ZM22 13V12H21ZM36 13V14H37ZM41 13V14H42ZM53 13V12H52ZM56 13V12H55ZM64 13V12H63ZM62 13V15L64 16V14ZM69 13V12H68ZM76 13V12H75ZM86 13V12H85ZM84 13V14H85ZM94 13H96V14H94ZM109 13V12H108ZM123 13L124 12H121L120 13V15L119 16H122L123 15ZM131 13H133V12H131ZM130 13V14H131ZM15 14V13H14ZM57 14V13H56ZM79 14V16H81L80 14H82V13H78ZM84 14H82V17L81 18H83V15ZM100 14V13H99ZM105 14V13H104ZM104 14H102V15H104ZM117 14H119V13H117ZM122 14V15H121ZM126 14H125V17H126ZM251 14V12L250 11H248V12H245V15H250ZM44 15V14H43ZM86 15V14H85ZM108 15V14H107ZM191 15H193L194 17H192ZM226 15V14H225ZM252 15V14H251ZM39 16V15H38ZM63 16H61V17H63ZM72 16V15H71ZM70 16V17H71ZM74 16V15H73ZM78 16V17H79ZM88 16V15H87ZM87 16H85V17H87ZM99 16V15H98ZM98 16H96L97 18H98ZM101 16V15H100ZM116 16V15H115ZM133 16H134V13H133ZM190 16H191V18H190ZM36 17V16H35ZM43 17V16H42ZM68 17V16H67ZM69 17V18H70ZM77 17V16H76ZM75 17V18H76ZM84 17V18H85ZM95 17V16H94ZM102 17V16H101ZM100 17V18H101ZM105 16H103V18H104ZM112 17V16H111ZM124 17V16H123ZM128 17V16H127ZM126 17V18H127ZM132 17V16H131ZM22 18V17H21ZM41 18V17H40ZM50 18V17H49ZM48 18V21H49V23H50V20H53L54 21V18L53 19H49ZM52 18V17H51ZM83 18V19H84ZM88 18H90V20H91V17L90 16H88ZM88 18H87V20H88ZM96 18V20H98V19H100V18H98L97 19ZM118 18V17H117ZM125 18V19H126ZM188 18H190V21H191V23H194V22H197V20L199 21V23H198V26L195 28V27H193V28H195V30H193L192 29V26H191V28L190 29H192L193 31H186V30H184L185 28L184 27H188V26H184V23H185V20H187ZM20 19V18H19ZM32 19V18H31ZM37 19V18H36ZM42 19H44V22L46 21L45 20V16H44V18H42ZM47 19V18H46ZM67 19V18H66ZM73 20H74V18H72ZM77 19V18H76ZM112 19V18H111ZM111 19H110V21H111ZM118 19H120L119 20V22L122 20L121 19V17L120 18H118ZM117 19V20H118ZM124 19V18H123ZM194 19H196V21H194ZM33 20V23H34V19H32ZM61 20H63V19H60V21ZM65 20V19H64ZM70 20V19H69ZM69 20L67 21V20H65V21H67V22H69ZM85 20H86V18H85ZM84 20V23L86 22ZM95 20V19H94ZM93 20V21H94ZM101 20V19H100ZM105 20V19H104ZM108 20V19H107ZM115 20H116V17H115ZM115 20H114V22H115ZM116 20V21H117ZM189 20V19H188ZM27 21V19L26 20H24V22H26ZM31 21V20H30ZM29 21V22H30ZM38 21V20H37ZM37 21H35V22H37ZM48 21L46 22V28H47V32H48V34H51L54 30H55V28H57V27H55L54 28V26L56 25H50V24H48L47 25V23H48ZM56 21H58V20H56ZM75 21H77V20H74V22ZM81 21V20H80ZM80 21H78L79 22V26H80V24L82 23L83 24V20H82V22L80 23ZM102 21V20H101ZM100 21V22H101ZM109 21V20H108ZM113 21V20H112ZM124 21H127V19L126 20H124ZM194 21V22H193ZM39 22V21H38ZM62 22V21H61ZM95 22V21H94ZM97 22V21H96ZM2 23V22H1ZM43 23V22H42ZM54 23V22H53ZM52 23V24H53ZM60 23V22H59ZM66 23V22H65ZM65 23H61V24H65ZM70 23V22H69ZM76 23V22H75ZM87 23H88V21H87ZM105 23H106V21H105ZM105 23H103V24H105ZM110 23H113V22H110ZM118 23V22H117ZM117 23H114L115 25L117 24ZM122 23V22H121ZM129 23V22H128ZM188 23V21L185 23V24H187ZM190 22H189V24H191ZM18 24V23H17ZM26 24V23H25ZM60 24V25H61ZM67 24L68 23H66V27H64V29L65 30H67V32L66 33H68L67 35H65V38H63L64 36H61L62 35V26H60L59 24V26L60 27H58L59 28V30H60V32H61V35L59 34V31H57V33L58 34H56L57 35V37H58V40H59V42L61 43V42H63L64 44L63 45H65L64 47H65V49L67 50L69 47H72L73 49H74V55H73V57H72V59H73V61H74V63H75V66L76 67H78L79 68V73H78V75H74L73 73H74V69L72 68V67H66V69H67V72L65 71V73H67L66 75V83L65 84H67L66 86V90H62L61 89V87H58L56 84L54 85V82H53V80L51 81V82H49V86H50V91H52V93H49V94H52V98L54 99V100H57L58 99V97L62 94L61 92H63V91H66V92H64V94H65V97H66V99H64L65 101H66V109L68 108V114H66V113H64L65 115L64 116H67L68 115V120L66 119L65 121H67L68 123V128H67V126L65 125H63L64 126V129H65V127H66V129H68V135H67V140H68V144H67V146L69 145V149H67V150H69V154H71V160H76L77 159V155H75V151L77 150V149H75V144H76V141H75V139L76 138H78L79 136H81V135H79V133H80V131L78 132V133H76V136H77V134H78V136L77 137H75L74 138V136H73V130L75 129V127H76V130H77V128L78 127H81V126H83V128H82V130H81V132H83V131H86V129L85 128H87V126H84L85 124H84V119L86 118V117H88L89 116V113H90V111H88V106H89V102H87L88 100L89 101H91L92 102V104H93V102L95 101V99L94 98H92V94L94 93V91H95V88L96 87H94V90H93V92H90V94L92 95H89V97H91L92 99H94L93 101L91 100V98L89 99V97L87 98V96H86V93L85 92H87V90L89 89L90 91H91V86H93L92 84H95V82H93L94 80H92V83H91V85H89V83L90 82H86L85 80H84V78H86V77H88L87 75H89V76H91L92 77V75L94 74V72L95 71H97L98 72V70H96V68L98 67L97 65H95L96 64V61H98V59H97V55H96V53H95V50H96V52L98 51L96 48H97V46H98V44H95L96 42V39H92V37H94V36H91V35H95V33H93V34H91L89 37L94 41V44L93 43H91V44H89V45H87L86 46V42H88V39H85L86 40V42H84V43H86L85 44V46H86V48H84L83 46L84 45H82V44H79V41H78V39L76 38V35H74L73 36V34L71 35V34H69V31L68 30H70V29H68V27L72 24V22H71V24L67 27ZM77 24V23H76ZM97 24H99V25H97V26H99V27H97V29L99 28V29H101L102 27L100 26L101 24L100 23H98L97 22ZM109 24V23H108ZM114 24H112V26L114 25ZM119 24V23H118ZM122 24H124V25H126L127 24V22L126 23H122ZM130 24V23H129ZM128 24V25H129ZM195 24V23H194ZM193 24V25H194ZM24 25V24H23ZM29 25H32V22L29 24ZM36 25H37V23H36ZM57 25V26H58ZM85 26H87V24H84ZM83 25V26H84ZM90 25V27L92 26V23L91 24H89ZM107 25V24H106ZM114 25V26H115ZM120 25V24H119ZM127 25V26H128ZM17 26V25H16ZM34 26V25H33ZM73 26V25H72ZM79 26H77V27H79ZM82 26V25H81ZM80 26V27H81ZM83 26H82V28H83ZM84 26V27H85ZM93 26H94V28H95V26H96V24L94 25L93 24ZM103 26V25H102ZM110 26H111V24H110ZM110 26L108 25L107 27H109L110 28ZM116 26H118V25H116ZM195 26V25H194ZM1 27H2V25H1ZM1 27H0V29H1ZM27 27V25L25 26V28ZM76 26H75V28H77ZM79 27V28H80ZM90 27H89V29H90ZM101 27V28H100ZM122 27H123V25H122ZM5 28V27H4ZM82 28H80V29H82ZM92 28V27H91ZM104 28V27H103ZM102 28V30H104ZM112 28V27H111ZM116 28V27H115ZM189 28V27H188ZM22 29V28H21ZM24 29V28H23ZM42 29V28H41ZM74 29V28H73ZM72 29V31H74ZM88 29V30H89ZM96 29V30H97ZM106 29V28H105ZM114 29V28H113ZM120 29H122V28H120ZM119 29V30H120ZM6 30V29H5ZM16 30V29H15ZM35 30V29H34ZM36 30H38V29H36ZM92 30H93V28H92ZM112 30V29H111ZM115 30H118V28L117 29H115ZM114 30V31H115ZM182 30V31H181ZM183 30L185 31V32H183ZM188 30V29H187ZM2 31V30H1ZM29 31V30H28ZM71 31V30H70ZM76 31H78L77 29H76ZM82 31V30H81ZM91 31V30H90ZM98 32H96L95 31V29H94V32H96V33H99V30H97ZM106 31V30H105ZM110 31V30H109ZM108 31V32H109ZM124 31V30H123ZM122 31V32H123ZM24 33L26 32L25 31V29H24V31H23ZM30 32V31H29ZM28 32V33H29ZM36 31H34V33H35ZM42 32H43V30H42ZM92 32V31H91ZM90 32V33H91ZM101 32V31H100ZM103 33H104V31H102ZM107 32V31H106ZM117 33H119L118 31H116ZM114 33V34H116L117 35V38H118V40H116L117 42L115 43V46H114V48H113V50H112V54L114 55V57L115 58H117V60L119 61V63H120V65H121V68H122V73L120 74V77H122V81H124V78H125V80H126V76L128 77V94L131 96L130 98H133L134 99V101H135V96L133 95L134 93L135 94H138L140 97H141V100H144L145 98H146V96H147V89L149 88V87H151L152 88V92H153V95L151 96V108H152V116H153V114L155 113V109H153V106L155 105V100L157 99V93H158V87L159 86H162V88L164 87V90H165V86H166V81L165 80H161L160 82H158L155 86H151V85H149V83H148V81H147V79H141V77H142V66L141 65H139V64H137V66H136V70H135V78H136V83L135 84H133L132 83V75H133V73L130 71V69H129V66H128V63H126V61H125V59H124V56H123V54H121V46H122V44H123V42H124V39L127 37V35H129L130 34V29H129V33H126L125 31H124V33H122V36L120 35V36H118V34L117 33ZM121 32V31H120ZM78 33V32H77ZM81 33H87V32H81ZM102 33V34H103ZM111 33V32H110ZM112 33H113V31H112ZM208 33V34H207ZM213 33H214V31H213ZM4 34V32L2 33V35ZM32 33H30V35H31ZM37 34V32L35 33V35ZM75 34V33H74ZM89 34V33H88ZM100 35H101V33H99ZM109 34V33H108ZM17 35V34H16ZM29 35V34H28ZM29 35V36H30ZM38 35V34H37ZM36 35V36H37ZM46 35V34H45ZM55 35V36H56ZM80 35V34H79ZM105 35V34H104ZM5 36H7V35H5ZM9 36H10V38H11V36L13 37V38H15V35L14 34H12L11 33V35L9 34ZM32 36H33V34H32ZM32 36H30L31 38H32ZM47 36V35H46ZM81 36V35H80ZM88 36V35H87ZM105 36H107V35H105ZM104 36V37H105ZM207 36V37H206ZM225 36H226V34H225ZM1 37V36H0ZM8 37V36H7ZM19 37H21L20 35H19ZM25 37H26V35H25ZM30 37H29V40H30ZM42 37H43V35H42ZM45 37V36H44ZM52 37V36H51ZM54 37V36H53ZM79 37V36H78ZM81 37H84V35H82ZM88 37V38H89ZM99 36L97 35V38H98ZM103 37V36H102ZM112 37L114 38V36L112 35ZM9 38V37H8ZM22 38V37H21ZM27 38V37H26ZM33 38H34V36H33ZM48 38V37H47ZM87 38V37H86ZM106 38V37H105ZM116 38V39H117ZM237 38H238V40H237ZM12 39V38H11ZM22 39H24V36H23V38ZM35 39V38H34ZM37 39V38H36ZM44 39V38H43ZM56 39L57 38H55V40L54 41H56ZM110 39H111V36H110ZM109 39V40H110ZM10 40V39H9ZM12 40H14V39H12ZM28 40V39H27ZM44 40H46V43H47V41H49V40H47V39H44ZM43 40V41H44ZM80 41L81 40H83V39H79ZM102 40H104V38L103 39H101V40H98V41H102ZM106 40V39H105ZM107 40H108V38H107ZM108 40V41H109ZM113 40V39H112ZM3 41V40H2ZM2 41H0L1 42V44H2ZM23 41V40H22ZM37 40H35V42H36ZM51 41V40H50ZM53 41V40H52ZM90 42H91V40H89ZM92 41V42H93ZM97 41V42H98ZM219 41V40H218ZM4 42V41H3ZM9 42V41H8ZM13 42V41H12ZM11 42V43H12ZM28 42V41H27ZM39 41H37V43H38ZM83 42V41H82ZM81 42V43H82ZM103 42V41H102ZM216 42V41H215ZM5 43V42H4ZM44 43V42H43ZM99 43V42H98ZM105 43V42H104ZM26 45H27V43H25ZM25 44H24V46H25ZM31 44V43H30ZM29 44V45H30ZM40 44L41 43H39V45L38 46H40ZM53 43L51 42V44H50V46L52 45ZM100 44V43H99ZM103 44V43H102ZM101 44V45H102ZM237 44V43H236ZM3 46H4V44H2ZM10 45V44H9ZM21 45V44H20ZM63 45H60L62 48H63ZM110 45H112V44H110ZM114 45V44H113ZM5 46H6V43H5ZM4 46V47H5ZM13 46V45H12ZM50 46H49V48H50ZM7 47H9V46H7ZM19 47V46H18ZM28 47V45L26 46V48ZM30 47V46H29ZM28 47V48H29ZM45 47V46H44ZM107 47V46H106ZM108 47H110V46H108ZM13 48V47H12ZM12 48L10 47V48H8V49H11L12 50ZM15 48H17V46H15ZM22 48V47H21ZM20 48V50H23V49H21ZM28 48L26 49V52H27V50H28ZM42 48H43V46H42ZM47 48V47H46ZM52 48H54V47H52ZM57 48H60V47H57ZM99 48V47H98ZM104 48V47H103ZM45 49V48H44ZM55 49V48H54ZM61 49V48H60ZM64 49V50H65ZM99 49H101V48H99ZM3 50H4V48H3ZM11 50H9V51H11ZM15 50V49H14ZM17 50V49H16ZM18 50H19V48H18ZM50 50V49H49ZM63 50V51H64ZM103 50V49H102ZM106 50H107V48H106ZM234 50H236V49H234ZM6 51V50H5ZM29 51V50H28ZM55 51V50H54ZM57 51H60V53L62 52L61 50H57ZM14 52V51H13ZM17 52V54H18V51H16ZM19 52H21V51H19ZM22 52H24V51H22ZM52 52V51H51ZM50 52V53H51ZM110 52V51H109ZM7 53H8V51H7ZM7 53L5 54V55H7ZM53 53V52H52ZM51 53V54H52ZM100 53V52H99ZM217 53H218V55H217ZM20 54H24V53H20ZM19 54V55H20ZM40 54V53H39ZM57 54V53H56ZM59 54V53H58ZM63 54V53H62ZM107 54V53H106ZM2 55V54H1ZM12 54H11V52H10V55H8V56H11ZM14 55V54H13ZM45 55V54H44ZM49 55V54H48ZM65 54H63V56H64ZM234 55V54H233ZM3 56V55H2ZM18 55H16L15 56V58L17 57ZM59 56V55H58ZM12 57H14V56H12ZM21 57H23V55L21 56ZM101 57V56H100ZM233 57V56H232ZM2 58H5V56H3ZM9 58V57H8ZM17 58H19L20 59V57L18 56ZM16 58V59H17ZM46 58H47V56H46ZM49 58V57H48ZM53 58V57H52ZM59 58H60V56H59ZM58 58V59H59ZM62 58V57H61ZM104 58V57H103ZM10 59H12V58H10ZM10 59H9V61L8 62H10ZM18 59V60H19ZM24 59V58H23ZM51 59V58H50ZM49 59V60H50ZM15 60V59H14ZM17 60V61H18ZM48 60V61H49ZM54 60H55V58H54ZM56 60H57V58H56ZM62 61H64V59H61ZM6 61H7V59H6ZM6 61H4L5 62V64H7L6 63ZM22 61V60H21ZM59 61H60V59H59ZM59 61H58V63H59ZM13 62V61H12ZM19 62V61H18ZM23 62V61H22ZM44 62H45V60H44ZM104 62V61H103ZM56 63V62H55ZM56 64V65H58V67H59V65L60 64ZM11 64V63H10ZM15 64V63H14ZM13 64V65H14ZM18 63H16V65H17ZM21 64V62L18 64V65H20ZM23 64V63H22ZM46 64V63H45ZM12 65V64H11ZM16 65H14V66H16ZM50 65V64H49ZM53 65H55L54 64V62H53ZM55 65V66H56ZM99 65V64H98ZM115 65V64H114ZM250 65V64H249ZM248 65V67H250ZM9 66V65H8ZM47 66V65H46ZM101 66H104L103 64L101 65ZM6 67H7V65H6ZM13 67V66H12ZM23 67V68H22ZM21 68L22 69H26L25 68V66H22ZM53 67V66H52ZM60 67H61V65H60ZM62 67H65V66H63L62 65ZM10 68V67H9ZM14 68V69H13ZM13 68H11L12 69V71L13 70H15V67H13ZM16 68H17V66H16ZM20 68V67H19ZM56 68V67H55ZM8 69V68H7ZM21 69V70H22ZM47 69H49V68H47ZM51 69H53V68H51ZM57 69V68H56ZM59 69H61V68H59ZM99 69V68H98ZM21 70H17V71H21ZM203 70V69H202ZM8 71V70H7ZM28 71H30V70H28ZM42 71V70H41ZM47 71V70H46ZM63 71V70H62ZM61 71V72H62ZM8 72H10V71H8ZM26 71L24 70V72H22V73H25ZM49 72V71H48ZM54 72V71H53ZM52 72V74L50 75L51 77H52V75L54 76V74L56 73H53ZM59 72V71H58ZM13 73V72H12ZM11 72H10V74H12ZM14 73H15V71H14ZM31 73L32 72H30V74H29V72H26L25 73V75L26 74H28V75H31ZM60 73V72H59ZM64 73V72H63ZM86 75V77H84L85 75ZM96 73V72H95ZM198 73V72H197ZM197 73H196V75H197ZM9 74V75H10ZM20 74V73H19ZM47 74H50V73H47ZM103 74V73H102ZM205 74H206V72H205ZM15 75V74H14ZM23 75V74H22ZM22 75H21V77H22ZM25 75H23V77L24 78H26L25 77ZM27 75V76H28ZM57 75V74H56ZM62 75V74H61ZM84 75V76H83ZM20 76V75H19ZM19 76H16L15 75V77H17V79H16V81H18L19 79ZM99 76V75H98ZM110 76H112V75H110ZM114 76V75H113ZM13 77V76H12ZM11 77V78H12ZM22 77V78H23ZM57 77H58V75H57ZM55 78V79H57V80H59V79H61V78ZM60 77V76H59ZM23 78V79H24ZM49 78V77H48ZM47 78V79H48ZM119 78V77H118ZM13 79H15V78H13ZM29 79V78H28ZM63 80H64V77L62 78ZM87 79V78H86ZM88 79H90V78H88ZM88 79H87V81H88ZM77 80L79 81V84L77 85ZM13 81H15V80H13ZM20 81V80H19ZM23 81L24 80H22V82L20 81V83H22L23 85H24V83H23ZM26 81H27V79H26ZM26 81H24V82H26ZM48 81H49V79H48ZM62 81V80H61ZM60 81V82H61ZM91 81V80H90ZM121 81V82H122ZM201 81H203V83H202V85L200 86V88H199V95H197V85H200L201 84ZM58 82V81H57ZM65 82V81H64ZM121 82H120V84L119 85H121ZM168 82V81H167ZM188 82H190L191 84H188ZM19 83V84H20ZM43 83V82H42ZM55 83H56V81H55ZM63 83V82H62ZM62 83H61V85H62ZM123 84V88H124V85H125V83L124 82H122ZM214 83H216L215 84V87H213V84ZM14 84V83H13ZM22 84H20V86H22L23 87V85ZM29 84V86L28 87H30V86H32V85H30L31 84V81L29 82V83H27V84H25V85H28ZM108 84V83H107ZM109 84H111V83H109ZM16 85V84H15ZM17 85H18V83H17ZM47 85V86H48ZM54 85V87H52ZM96 85V84H95ZM142 85H143V87H142ZM14 86V85H13ZM49 86H48V90H49ZM57 86V87H56ZM64 86V85H63ZM97 86V85H96ZM100 86V85H99ZM102 86V85H101ZM106 86V85H105ZM107 86H109V85H107ZM17 87V86H16ZM22 87H20V90H21V88ZM27 87V88H28ZM52 87V88H51ZM117 87V86H116ZM222 87V88H223ZM13 88V87H12ZM19 88V87H18ZM17 88V89H18ZM25 88V87H24ZM24 88H22L23 90H24ZM37 88V87H36ZM60 88V89H59ZM65 88V87H64ZM106 88V87H105ZM104 88V89H105ZM109 88H110V86H109ZM109 88H107V89H109ZM111 88H113V86L111 87ZM111 88H110V90H111ZM121 89L120 88V90H122V93L125 95V89ZM14 89H15V86H14ZM13 89V90H14ZM17 89H15V93H17L16 92V90ZM32 89V88H31ZM98 89V88H97ZM185 89H186V91H185ZM41 90V89H40ZM47 90V91H48ZM99 90H101V88L99 89ZM110 90H107V91H109L108 93H110ZM160 90H162V89H159V93H161L160 92ZM168 90V89H167ZM18 91V93L20 92L19 90H17ZM22 91V90H21ZM25 91V90H24ZM29 91H30V88H29ZM39 91V90H38ZM49 91V92H50ZM97 91V90H96ZM106 91V90H105ZM115 91V90H114ZM124 91V92H123ZM23 92V91H22ZM32 92V91H31ZM30 92V93H31ZM98 92V94H99V92L100 91H97ZM116 92V91H115ZM117 92H118V90H117ZM116 92V93H117ZM180 92V91H179ZM25 93H26V91H25ZM48 93V92H47ZM88 93V92H87ZM104 93H107V92H103V94ZM115 93V94H116ZM219 93V92H218ZM14 94V93H13ZM23 94V93H22ZM22 94H20V96L22 95ZM29 94V93H28ZM44 94H46V93H44ZM64 94H63V96H64ZM96 94V93H95ZM111 94V93H110ZM110 94H108V97H109V95ZM113 94H114V92H113ZM119 94V93H118ZM164 94V93H163ZM174 94V93H173ZM212 94H213V96H212ZM15 95V94H14ZM31 95V94H30ZM34 95V94H33ZM32 95V96H33ZM99 95H101V94H99ZM98 95V96H99ZM106 95V94H105ZM129 95H128V100H127V98H125L124 96H123V98H121L122 97V95H120L119 94V96H118V98H116L117 97V94H116V96H115V100H116V106H115V108L118 106V102L119 101H122V102H126V101H128V104H129ZM159 95V94H158ZM18 95H16V97H17ZM25 96V95H24ZM23 96V97H24ZM28 96V95H27ZM27 96H25L26 97V99L28 98V100H30L29 98H31V97H27ZM46 96V95H45ZM97 96V95H96ZM96 96H94V97H96ZM104 96V95H103ZM114 96V95H113ZM163 96V95H162ZM168 96H169V91H168ZM185 96H186V98H185ZM212 96V98H211V100H210V105L208 104V99L210 98ZM14 97V96H13ZM19 97V96H18ZM23 97H22V100H21V98L19 99V101L21 100L22 102L24 101L23 100ZM24 97V98H25ZM42 97V96H41ZM159 97L160 98H163V97H161V95H159ZM166 97V96H165ZM184 97V98H183ZM15 98V97H14ZM34 98V97H33ZM48 98V97H47ZM49 98H51V97H49ZM64 98V97H63ZM100 98H102V97H100ZM167 98V97H166ZM215 98V97H214ZM213 98V99H214ZM17 99V98H16ZM45 100H46V98H44ZM86 99V100H85ZM88 99V100H87ZM98 99V98H97ZM104 99V98H103ZM106 99V98H105ZM114 99H112V100H114ZM14 100V99H13ZM50 100V102H51V100L52 99H49ZM49 100H47L48 102H49ZM60 100V99H59ZM61 100H62V98H61ZM132 100V99H131ZM160 100V99H159ZM163 101H164V98L162 99ZM166 100V99H165ZM41 101H42V99H41ZM46 101V103H48ZM53 101V100H52ZM97 101H99V99L98 100H96L95 102H97ZM108 100H106V102H107ZM133 101V100H132ZM133 101V102H134ZM158 101V100H157ZM182 101H185V104H182L181 105V102ZM13 102H16V101H13ZM18 102V101H17ZM17 102L15 103V104H17ZM32 102H33V100H32ZM50 102H49V104H50ZM56 102H58V101H56ZM95 102H94V104H95ZM102 102V101H101ZM105 102V103H106ZM113 102H115V101H113ZM121 102V103H122ZM218 102V101H217ZM34 103V102H33ZM36 103V102H35ZM54 102H52L51 104H53ZM59 103H61V101L59 102ZM88 103V104H87ZM121 103L119 104V105H121ZM189 103H190V107H187V105H189ZM14 104V103H13ZM14 104V105H15ZM21 104V103H20ZM48 104V105H49ZM54 104H56V103H54ZM62 104V103H61ZM60 104V105H61ZM94 104H93V106H94ZM109 104V103H108ZM125 104H127V103H125ZM128 104H127V106H128ZM157 104H159V102L157 103ZM162 104H164V103H162ZM177 104V105H176ZM24 105V104H23ZM38 105V104H37ZM57 105V104H56ZM65 105V103L63 104V106ZM90 105H91V103H90ZM100 105V104H99ZM107 105V104H106ZM105 105V106H106ZM115 105V104H114ZM124 105V104H123ZM19 105L17 104V107H18ZM40 106V105H39ZM53 106V105H52ZM57 106H59V105H57ZM92 106V111H97V109H98V107L96 106V108L95 109H93L94 107ZM126 106V105H125ZM217 106V105H216ZM219 106V105H218ZM19 107H21V106H19ZM42 106H40V108H41ZM54 107V106H53ZM60 107V106H59ZM62 107V106H61ZM58 108V109H61L62 110V108ZM111 107V106H110ZM121 107V106H120ZM124 107V106H123ZM123 107H122V110L123 111H127V109L125 108V110L123 109ZM159 107V106H158ZM161 107V106H160ZM22 108V107H21ZM36 108V107H35ZM48 108H51V107H49L48 106ZM101 108V107H100ZM156 108V107H155ZM218 108V107H217ZM15 109V108H14ZM18 108H16V110H17ZM114 109V108H113ZM121 109V108H120ZM159 109H161V108H159ZM47 110V109H46ZM49 110V109H48ZM53 110V109H52ZM56 110V109H55ZM60 110V111H61ZM65 110V109H64ZM64 110H63V112H64ZM82 112H81V111ZM90 110V109H89ZM105 110V109H104ZM157 110V109H156ZM20 111H21V109H20ZM38 111V110H37ZM42 111H44V110H42ZM54 111V110H53ZM67 111V110H66ZM98 111H99V109H98ZM102 111V110H101ZM101 111L100 112H98V113H101ZM107 111V110H106ZM105 111V112H106ZM120 111V110H119ZM117 109H115V114L116 113H118L119 112ZM15 112V111H14ZM16 112H18V111H16ZM25 112V111H24ZM89 112V113H88ZM104 112V111H103ZM217 112V111H216ZM19 113V112H18ZM60 113V112H59ZM107 113V112H106ZM113 113H114V111H113ZM24 114V113H23ZM43 114H45V111H44V113ZM57 114V113H56ZM90 114H92V113H90ZM120 114V113H119ZM122 114V113H121ZM48 115V114H47ZM93 116L95 115V114H92ZM98 115H100V114H97L96 113V117H97V119L94 121V122H92V125H94L93 123H95L96 124V122L98 123ZM102 115V114H101ZM100 115V116H101ZM107 115V114H106ZM114 114H112L111 116V118L109 119V121H108V123H107V126H110L109 128H111L113 125V123L115 124V122H114V118L116 117H118V116H116V115H114ZM22 116V115H21ZM50 116V115H49ZM59 117H60V115H58ZM109 116V115H108ZM108 116H106V117H108ZM123 116H124V118H126V117H128V114H127V116H126V114L124 113L123 114ZM123 116H121V117H123ZM177 116H179L180 117V122L179 123H177V119H176V117ZM215 116H217V114H215ZM17 117L19 118V116H18V114H17ZM17 117H15L16 119H17ZM26 116H24V118H25ZM43 117H45V116H43ZM80 117L82 118V123H83V125H82V123L80 122L81 120H80ZM92 117V116H91ZM104 117H105V114H104ZM21 118L22 117H20V120H21ZM49 118V117H48ZM54 118L56 119V115L54 116ZM95 117H93V119H94ZM103 118V117H102ZM109 118V117H108ZM119 118V117H118ZM117 118V121L119 120ZM155 118V117H154ZM52 119V118H51ZM60 119V118H59ZM88 119H89V117H88ZM122 119V118H121ZM120 119V120H121ZM127 119V118H126ZM129 119V118H128ZM127 119V120H128ZM64 120V119H63ZM90 120V119H89ZM104 120V119H103ZM107 120V119H106ZM125 120V119H124ZM150 120H151V118H150ZM73 121H74V128H73V125H72V123H73ZM85 121H87V120H85ZM129 121L130 120H128V123H129ZM56 122H59V121H56ZM121 121H119V123H120ZM132 122V121H131ZM172 122V123H171ZM21 123V122H20ZM52 123V122H51ZM60 123V122H59ZM79 123H81V126H80V124ZM86 123V122H85ZM90 123H91V121H90ZM99 123H100V121H99ZM124 123V122H123ZM122 122H121V126H123L124 124H123ZM149 123V125L147 124V126H148V128L149 127H151V122H148ZM55 124V123H54ZM57 125H58V123H56ZM55 124V125H56ZM65 124V123H64ZM118 123H116V125H117ZM123 124V125H122ZM132 124H133V122H132ZM53 125V124H52ZM90 125V124H89ZM91 125V126H92ZM98 126L100 125V124H97ZM96 125V126H97ZM115 125V126H116ZM127 125V124H126ZM130 124H128V126H129ZM59 126H61V125H58V127ZM96 126H95V128L94 129H96ZM98 126H97V128H98ZM104 126H105V124H104ZM118 126H120V125H118ZM128 126H124V127H127L128 128ZM153 126V125H152ZM50 127V126H49ZM57 127V128H58ZM89 127V126H88ZM94 127V126H93ZM92 127V128H93ZM100 127H102L101 125H100ZM117 127V126H116ZM123 127V128H124ZM134 126L132 125V128H133ZM141 127V126H140ZM139 127V128H140ZM24 128V127H23ZM47 128V127H46ZM60 128H62V126L60 127ZM59 128V129H60ZM90 128V127H89ZM89 128H87V129H89ZM106 128V127H105ZM109 128L107 127V129L109 130ZM146 129V131H147V133H149L148 131H150L149 129ZM154 128V127H153ZM81 129V128H80ZM112 129L114 130L115 128H113L112 127ZM117 129L119 130V129H121V127H117ZM134 129L135 130H138L139 131V129L138 128H135L134 127ZM142 129V128H141ZM140 129V130H141ZM51 130V129H50ZM79 130V129H78ZM98 131H96L95 132V134H99V132L101 133V132H103V127H102V131H100V128L99 129H97ZM123 130V129H122ZM129 130V129H128ZM131 130H133V129H130L129 131H131ZM145 130V129H144ZM55 131H57L56 129H55ZM54 131V132H55ZM62 131V130H61ZM67 131V130H66ZM95 131V130H94ZM93 131V132H94ZM116 131V130H115ZM114 131V132H115ZM120 131V130H119ZM119 131H117V135H118V132ZM129 131H127V137H128V132ZM143 131V130H142ZM146 131H144V132H146ZM64 132H65V130H64ZM91 132V131H90ZM104 132H105V130H104ZM106 132H108L107 130H106ZM123 132V131H122ZM137 132V131H136ZM136 132L134 133V136H133V139H134V137H135V134H136ZM25 133H26V131H25ZM62 133V132H61ZM74 133H75V131H74ZM87 133V132H86ZM86 133H85V136H86ZM111 133V132H110ZM110 133H107V134H110ZM121 133V132H120ZM119 133V134H120ZM143 133V132H142ZM146 133V134H147ZM151 133V132H150ZM63 134V133H62ZM65 134V133H64ZM83 134H84V132H83ZM88 134V133H87ZM92 134V133H91ZM94 134V133H93ZM103 134V133H102ZM101 134V136H103ZM105 134V133H104ZM107 134H105V135H107ZM139 134H140V132H139ZM145 134V133H144ZM24 135V134H23ZM112 135H115V133L114 134H112ZM131 135H133L132 134V132H131ZM141 135V134H140ZM139 135V136H140ZM57 136H61L60 135V131H59V135L57 134ZM63 136H65V135H63ZM83 136V135H82ZM84 136V137H85ZM88 136V135H87ZM121 136L123 137L124 136V134H121ZM120 136V137H121ZM126 136V135H125ZM137 136V135H136ZM149 136V135H148ZM177 136H179V137H177ZM96 136H94L93 138H95ZM110 137H111V135H110ZM114 137V136H113ZM116 137V136H115ZM115 137H114V139H115ZM121 137V138H122ZM144 137H146V136H144ZM151 137V136H150ZM56 138V137H55ZM64 138V137H63ZM80 138V137H79ZM88 138V137H87ZM104 139H105V137H103ZM108 138V137H107ZM117 138H118V136H117ZM125 138V137H124ZM156 138V137H155ZM158 138H156V139H158ZM58 139H60V140H62L61 138H58ZM58 139H56V140H58ZM81 139V138H80ZM92 139V138H91ZM97 139V141H98V138H96ZM102 138H100V140H101ZM114 139L112 140L111 139V141L113 142L114 141ZM126 139V138H125ZM146 139H147V137H146ZM146 139L144 140V141H142L141 143H140V138L138 137V139H136L135 141V144L134 145H132L133 144V142L131 141L129 144H127L128 146H127V149L132 145V151L133 150H135L133 153H132V155H131V153L129 152V149H128V154H130V156H129V158H130V160L129 159H127V161H126V163L125 164H119V163H122V162H120V161H118L119 159L118 158H116V157H114V156H112L111 158H116L115 160H117L118 161V163L116 162V165H114L115 164V162L113 161H111L110 159V161L111 162H109V160H108V162H107V164L108 163H110V165H111V167H112V170H113V168H114V170H113V176H115V178H117L118 177V179L119 178H122V175L125 173L123 170H125V168L126 167H131V169L130 170H128L127 168V170L128 171H130V172H128V174L130 173V175H133V178H131V179H134V177H136V176H134L135 174H137L138 173V175L141 173V168L138 166L139 164H136V158L134 157L137 153H136V147L137 146H139V149L141 150V152H143V154L141 155L142 156V158H144L145 156H144V144H145V142H146ZM154 139V138H153ZM55 140V141H56ZM60 140L58 141L59 142V144H60ZM64 140V139H63ZM67 140H64L65 142L67 141ZM93 140V139H92ZM116 140H119V139H116ZM121 140V139H120ZM120 140H119V143H120ZM128 140V139H127ZM132 140V139H131ZM148 140V139H147ZM150 140V139H149ZM152 140V139H151ZM155 140V139H154ZM206 140V139H205ZM74 141H75V144H74ZM84 141V140H83ZM83 141H82V143H83ZM104 141H106L107 142V140H103V144H105L104 143ZM124 141V140H123ZM122 141V142H123ZM129 141H130V139H129ZM134 141V140H133ZM64 142V143H65ZM79 142V141H78ZM77 142V143H78ZM94 142V141H93ZM116 142V141H115ZM121 142V143H122ZM148 142V141H147ZM146 142V143H147ZM151 142V141H150ZM149 142V143H150ZM153 142V141H152ZM151 142V143H152ZM63 143V144H64ZM92 143V142H91ZM90 143V144H91ZM97 143V142H96ZM108 143V142H107ZM118 145H119V143H118V141L116 142ZM116 143H115V145H116ZM125 143V142H124ZM123 143V144H124ZM126 143H128V142H126ZM158 142H157V144H159ZM39 144V143H38ZM46 144V143H45ZM56 144H57V141H56ZM55 144V145H56ZM66 144H64L65 146H66ZM93 144V143H92ZM95 144V143H94ZM111 144V143H110ZM109 144V145H110ZM154 144H155V142H154ZM78 145H79V143H78ZM78 145L76 144V146L78 147ZM85 145V144H84ZM113 145H114V142H113ZM137 145V146H136ZM148 145V144H147ZM146 145V146H147ZM156 145V144H155ZM154 145V146H155ZM81 146V145H80ZM97 146V144L95 145V147ZM105 146V145H104ZM111 146V145H110ZM120 146V145H119ZM118 146V147H119ZM146 146H145V149H146ZM59 147V146H58ZM57 147V148H58ZM94 147V146H93ZM106 147H107V145H106ZM115 147H117V146H115ZM122 146H120L119 148H121ZM153 147V146H152ZM151 147V148H152ZM159 147H161V146H159ZM28 148V147H27ZM60 148V147H59ZM58 148V149H59ZM124 148H125V145H124ZM138 148V147H137ZM149 148V147H148ZM81 149V148H80ZM104 149H106L105 151H108L109 150V153H111V152H113V151H111L110 152V149H108V147L107 148H104ZM108 149V150H107ZM115 149V148H114ZM131 149V148H130ZM25 150H26V147H25ZM55 150V149H54ZM60 150V149H59ZM93 150H95V149H93ZM96 150H97V148H96ZM115 150H117V149H115ZM115 150H114V152L113 153H115ZM122 150V149H121ZM147 150V149H146ZM145 150V151H146ZM156 150H157V148H156ZM160 150V149H159ZM162 150V149H161ZM84 150H82V152H83ZM105 151H104V153H105ZM131 151V152H132ZM138 151V150H137ZM148 151H149V149H148ZM151 151V150H150ZM149 151V152H150ZM27 153H28V158H29V160L31 161V166H30V164L28 165V168H30V170H31V173H32V176H33V178H34V182L36 183V187L35 188H37V191H36V193L38 192V201H37V199H36V201L37 202H43V204L44 203H46V204H51L52 206L54 205V207H55V199H53V198H55V196L52 198V196H51V193L52 192H50V190L48 189V186H45L44 185V187H43V184L45 183V181H42V182H44V183H42L41 182V180H42V177H43V175L41 176V179H40V176H38L37 174L39 173V172H37L39 169H38V163H40V162H42L41 161V155L39 154L38 156H37V158L33 155L32 156V153L30 152V151H26ZM67 153H68V151H66ZM81 152V153H82ZM86 152V151H85ZM119 150H118V155H119ZM127 152V151H126ZM126 152H125V154H126ZM157 152V151H156ZM161 152V151H160ZM44 153V152H43ZM57 153V152H56ZM58 153H59V151H58ZM79 153H80V151H79ZM84 153V152H83ZM91 153V152H90ZM90 153L88 154V155H90ZM102 152H100V154H101ZM117 153V152H116ZM115 153V154H116ZM120 153H122V151L120 152ZM136 153V154H135ZM158 153V152H157ZM78 154V153H77ZM97 154V153H96ZM135 154V155H134ZM147 154V153H146ZM151 154L153 155V154H155L154 152L152 153L151 152ZM150 153H149V155H151ZM161 154V153H160ZM61 155V154H60ZM68 154H66V156H67ZM81 155V154H80ZM83 155V154H82ZM81 155V156H82ZM99 155V154H98ZM102 155V154H101ZM109 155V154H108ZM117 155V154H116ZM127 155V154H126ZM139 155H140V152H139ZM148 155V154H147ZM158 155V154H157ZM164 155V154H163ZM69 156V155H68ZM78 156H79V154H78ZM81 156H79V157H81ZM87 155H85V157H86ZM104 156H106V155H104ZM120 156H122V155H120ZM125 156V155H124ZM123 156V157H124ZM161 156V155H160ZM65 157V156H64ZM70 157V156H69ZM93 157V156H92ZM107 157V156H106ZM140 157V156H139ZM149 156H147V158H148ZM151 157V156H150ZM51 158V157H50ZM49 158V159H50ZM58 158V157H57ZM61 158V157H60ZM67 158V157H66ZM82 158V157H81ZM104 158V157H103ZM141 158V157H140ZM140 158H137V160H139ZM152 158V157H151ZM155 158V157H154ZM154 158H152V159H154ZM55 159V158H54ZM68 159H70V158H68ZM82 159H84V157L82 158ZM86 159H88V158H86ZM86 159H84V160H86ZM91 159V158H90ZM101 158H100V156H99V160H100ZM107 159V158H106ZM150 159V158H149ZM152 159H150V160H152ZM162 159V158H161ZM52 160V159H51ZM58 160V162H59V160L60 159H57ZM63 160H65V159H63ZM81 160V159H80ZM80 160L78 161L79 163H78V165H80L81 167H82V163L80 162ZM99 160L97 159V157H96V155H95V157L93 158V163H92V170H93V172H92V175L94 176V180H95V183H96V185H97V189H96V192H97V197L100 195H103V194H101V189L102 188H106V187H102V186H104V184L108 181V179H107V181H105L106 180V178H105V176H104V174L106 175V172H108V170H107V166H109L110 167V165H107V166H103V174H102V176L101 175H99L100 173L99 172H101V170H100V164H101V162H99ZM140 160H142V159H140ZM144 160H145V158H144ZM155 160V159H154ZM153 160V161H154ZM61 161H62V159H61ZM60 161V162H61ZM68 161V160H67ZM83 161V160H82ZM88 161V160H87ZM101 161H103V160H101ZM107 160H105V162H106ZM125 161V160H124ZM123 161V162H124ZM131 161V162H130ZM147 161V160H146ZM156 161V160H155ZM52 162V161H51ZM56 162V161H55ZM70 162V161H69ZM75 162V161H74ZM73 162V163H74ZM86 162V161H85ZM129 164H128V163ZM141 162V161H140ZM144 162V161H143ZM158 162V161H157ZM53 163V162H52ZM64 163V162H63ZM73 163H71L72 165H73ZM104 163V162H103ZM149 163H153V162H149ZM155 163V162H154ZM56 165H57V162L55 163ZM60 164V163H59ZM65 164H66V161H65ZM67 164H69V163H67ZM75 164V163H74ZM84 164V166H85V164L86 163H83ZM156 164V163H155ZM154 164V165H155ZM159 164V163H158ZM194 164H195V162H194ZM71 165V166H72ZM89 165V164H88ZM91 165V164H90ZM103 165H105V164H103ZM118 165H120V166H118ZM141 165H142V162H141ZM153 164H151V166H152ZM53 165H51V168H53L52 167ZM62 166V165H61ZM65 166V165H64ZM68 166V165H67ZM120 167V172L119 171H116L117 169L119 170V168L118 167ZM147 166V165H146ZM146 166H144V168H146ZM156 166V165H155ZM154 166V167H155ZM159 166V165H158ZM41 166H39V168H40ZM56 167V166H55ZM58 167V166H57ZM56 167V168H57ZM66 167V166H65ZM74 167H76L75 165H74ZM73 167V168H74ZM110 167V168H111ZM142 167V166H141ZM50 168V169H51ZM80 168V167H79ZM106 168V169H105ZM148 168H149V165H148ZM158 168V167H157ZM49 169V168H48ZM55 168H53L52 169V171L54 170ZM63 169H64V167H63ZM62 169V170H63ZM70 169L72 170V172H75L76 171V169H74L75 171H73V169L70 167ZM69 169V170H70ZM82 169H83V167H82ZM109 169V168H108ZM154 168H152V170H153ZM156 169V168H155ZM165 169V168H164ZM40 170H41V168H40ZM61 170V171H62ZM70 170V171H71ZM86 170V169H85ZM91 170V169H90ZM145 170V169H144ZM143 170V172L145 173L146 171H148L147 169H146V171H144ZM150 170V169H149ZM152 170H151V172H152ZM158 170V169H157ZM60 171V170H59ZM110 171H111V169H110ZM108 172L107 174H111V172ZM30 172V171H29ZM28 172V173H29ZM51 171H49V173H50ZM55 172V171H54ZM58 172V171H57ZM57 172H56V174H57ZM71 172V173H72ZM79 173L80 172H84V171H82L81 169H80V171H78ZM77 172V173H78ZM87 172V171H86ZM122 172H124V173H122ZM127 172V171H126ZM137 172V173H136ZM61 173V172H60ZM78 173V174H79ZM132 173V174H131ZM148 173H149V171H148ZM154 173H157V171L156 172H154ZM44 174V173H43ZM51 174V176H52V172L50 173ZM55 174V175H56ZM73 174V178L75 179L76 178V174L74 175V173H72ZM81 174V173H80ZM86 174V173H85ZM142 174V173H141ZM150 174V173H149ZM151 174H153V173H151ZM158 174V173H157ZM53 175H54V173H53ZM89 175V174H88ZM91 175V176H92ZM98 175V177H95V176H97ZM126 175V174H125ZM137 175V176H138ZM145 175H146V173H145ZM170 175H171V178H172V174H171V168H170ZM194 175H195V169H194V171H193V174H192V176L191 177H189L188 178V180L186 181V186H187V189L191 192V194L193 193L192 192V182H193V179H194ZM46 175H44V177H45ZM49 176V175H48ZM61 177L63 176V174L62 175H60ZM70 176V175H69ZM78 176V175H77ZM81 176L83 177V175L81 174ZM86 176H87V174H86ZM128 176V175H127ZM142 176V175H141ZM144 176V175H143ZM152 176V175H151ZM151 176H149L150 178H151ZM169 176V175H168ZM235 176V175H234ZM29 177H31V174H30V176ZM90 177V176H89ZM131 177V176H130ZM129 176H128V178H130ZM147 177H148V175H147ZM152 177H154V176H152ZM159 177V176H158ZM53 178H54V176H53ZM57 178H58V180H59V173H58V176H57ZM73 178H71V179H73ZM79 178V177H78ZM105 178V179H104ZM109 178V177H108ZM125 178H126V176H125ZM142 178H145V176L144 177H141V179ZM156 178V177H155ZM44 179V178H43ZM46 179H48V178H46ZM45 179V180H46ZM50 179V178H49ZM56 179V178H55ZM77 179V178H76ZM81 179V178H80ZM86 179V178H85ZM114 179V178H113ZM113 179H110L109 178V180H113ZM129 180V186L128 187H126V189L128 190H130V186H131V188L134 186V181L133 180ZM136 180H137V178H135ZM140 179V180H141ZM54 180V179H53ZM61 180V179H60ZM86 180H88V179H86ZM86 180H84V178H83V181H86ZM90 180H91V178H90ZM127 180V181H128ZM139 180V179H138ZM157 180V179H156ZM56 181V180H55ZM77 181V180H76ZM101 181V182H100ZM115 181V180H114ZM114 181H111V183L113 182V184H115L114 183ZM119 182V184H121L122 185V181L121 180H118ZM124 181V180H123ZM145 181V180H144ZM149 181V180H148ZM158 181V180H157ZM173 181V180H172ZM172 181H170V182H172ZM47 182V181H46ZM48 182H50L49 180H48ZM58 182V181H57ZM75 183V181H71L70 180V183ZM79 182V181H78ZM89 182V181H88ZM139 182V181H138ZM141 182H142V180H141ZM170 182H169V184H170ZM59 183V182H58ZM70 183H69V185H70ZM80 183V182H79ZM87 183V181L85 182V184ZM91 183H93V182H91ZM99 183H100V185H99ZM127 182H125V184H126ZM137 183V182H136ZM150 183H151V179H150ZM153 183H157V182H152V184L151 185H153ZM163 183V182H162ZM173 183V182H172ZM48 184V183H47ZM46 184V185H47ZM61 184H63V182L61 181ZM61 184H60V186H61ZM78 184V183H77ZM76 184V185H77ZM84 184V183H83ZM94 184V183H93ZM93 184H91L92 186H93ZM108 184V183H107ZM112 184V185H113ZM142 184V183H141ZM49 185V184H48ZM53 184L51 183V186H52ZM72 185V184H71ZM76 185L74 186V184L72 185V187L74 186V188L76 187ZM81 185V184H80ZM111 185V184H110ZM110 185H108V186H110ZM116 186H117V184H115ZM128 184H126L125 186H127ZM143 185V184H142ZM158 185H159V183H158ZM87 186H88V184H87ZM95 186V185H94ZM93 186V187H94ZM138 186H139V184H138ZM150 186V185H149ZM162 186V185H161ZM161 186L160 187H158L159 188V190H160V188H161ZM172 186V185H171ZM55 188L57 187V186H54ZM72 187H69L70 189L72 188ZM81 187V186H80ZM79 187V188H80ZM84 187V186H83ZM89 187V186H88ZM124 187V186H123ZM153 187H155V186H153ZM156 187H157V185H156ZM62 188V187H61ZM72 189V190H75V189ZM91 188V187H90ZM109 188V187H108ZM141 188V187H140ZM50 189H51V187H50ZM52 189H53V187H52ZM51 189V190H52ZM76 189H78V188H76ZM92 189V188H91ZM115 190V188H112V190ZM142 189V188H141ZM163 188H161V190H162ZM54 190V189H53ZM52 190V191H53ZM59 190V189H58ZM57 190V191H58ZM62 190V189H61ZM83 190H84V188H83ZM86 190V189H85ZM88 190V189H87ZM93 190H95V188H93ZM128 190V191H129ZM135 190H138V189H135ZM145 190V189H144ZM143 190V191H144ZM157 191H158V189H156ZM160 190V191H161ZM69 191V190H68ZM76 191V190H75ZM92 191V190H91ZM103 191H110V189L109 190H104L103 189ZM102 191V193H104ZM134 190H132L131 192H133ZM34 192V191H33ZM53 192H56V191H53ZM59 192H61V191H59ZM62 192H64V191H62ZM62 192L61 193H59V194H62ZM70 192V191H69ZM72 192H74V191H72ZM72 192H71V195H72ZM76 192H78V191H76ZM75 192V193H76ZM90 192V191H89ZM92 192H94V191H92ZM114 192V194H115V191H113ZM127 192V191H126ZM146 192V191H145ZM58 193V192H57ZM66 193V192H65ZM64 193V194H65ZM79 193V192H78ZM82 192H80V194H81ZM95 193V192H94ZM106 193V192H105ZM140 193V192H139ZM139 193H134L135 195H137V194H139ZM147 193H150V192H147ZM158 193V192H157ZM161 193V192H160ZM163 193V192H162ZM33 194H35V193H33ZM53 194V193H52ZM68 194V193H67ZM87 194H88V192H87ZM87 194H85V195H87ZM91 194V193H90ZM121 194V193H120ZM129 194V193H128ZM133 193L131 194L132 196L134 195ZM142 194L143 193H141L140 195L142 196ZM146 194V193H145ZM151 194H152V192H151ZM153 194H155L154 192H153ZM152 194V195H153ZM56 196H57V194H55ZM63 195V194H62ZM61 195V196H62ZM76 195H78V194H76ZM107 195V194H106ZM115 195H117V191H116V194ZM123 195V194H122ZM131 195H130V198H134L135 200H137V201H139V203H140V201H143V199L142 200H138V199H136L137 197H140V196H138L137 195V197L135 198V196L134 197H131ZM147 195V194H146ZM155 195H157V194H155ZM67 196H69V195H67ZM74 196H75V194H74ZM87 196H89V195H87ZM104 196V195H103ZM109 196V195H108ZM154 196V195H153ZM161 196V195H160ZM181 196V192H180V188H179V186H174V200L173 201H175V207H176V210H177V213H178V217H179V220H180V225H181V229H182V233H183V236H184V238H185V240H184V244H186L185 246H187L188 247V249L190 250V252L192 253V257L195 259V261H196V263L195 264H205L204 262H205V260H206V262H207V259H205V257H203L204 255H203V251H202V248H201V244H199V242H198V246H197V239H196V235L194 234V232H195V226H196V223H195V221H194V225H193V230H192V234L190 235L189 234V232H188V230L186 229V226H185V223H184V221H183V215H184V213H183V207H182V205L179 203V201H178V197H180ZM37 197V196H36ZM58 198L60 197V196H57ZM57 197H56V201H57ZM64 197V196H63ZM78 198H79V196H77ZM76 197V198H77ZM81 197V199L82 198H84L83 196H80ZM94 198L96 197V196H93ZM106 197L107 196H105V198L104 199H106ZM114 197H116V196H114ZM163 197V196H162ZM61 198V199H60ZM59 199H60V203H62L63 204V202H61V200L63 199L62 197H60ZM75 198V200H77ZM100 198H102V197H98V199L100 200ZM118 198H120V197H118ZM127 198V197H126ZM141 198V197H140ZM153 198V197H152ZM173 198V197H172ZM80 198H79V201L81 200ZM85 199V198H84ZM108 199H109V197H108ZM110 199H112V198H110ZM128 199H129V197H128ZM158 200H157V212H158V215H161V213H164V212H162L164 209H166V208H164L163 207V202H162V199L161 198H159V196H158V198H157ZM91 200H92V198H91ZM102 200V199H101ZM107 200V199H106ZM113 200V199H112ZM117 199L115 198V201H116ZM133 200V199H132ZM134 200V201H135ZM167 200V199H166ZM96 201H97V199H96ZM103 201V200H102ZM136 201V202H137ZM58 202H59V200H58ZM72 202V201H71ZM76 202V201H75ZM77 202H78V200H77ZM80 202H82V200L80 201ZM84 202H87V201H84ZM90 202V201H89ZM92 202V201H91ZM90 202V203H91ZM156 202V201H155ZM59 203V204H60ZM96 203V202H95ZM98 203V202H97ZM100 203V202H99ZM106 203V202H105ZM110 203V202H109ZM145 203V202H144ZM154 203V202H153ZM152 203V204H153ZM165 203V202H164ZM42 204V203H41ZM58 204V205H59ZM62 204H60V206L62 205ZM75 204H77V203H75ZM78 204H80L79 202H78ZM84 204H86V203H84ZM100 204H103V203H100ZM114 204V203H113ZM130 204L132 205V203L130 202ZM136 204V203H135ZM134 204V205H135ZM137 204H138V202H137ZM156 204V203H155ZM38 205H39V203H38ZM45 205V204H44ZM51 205H49L50 206V208L48 209V208H46V206H42V208H43V210H44V214H45V216H43L44 218H47L48 220H49V222L50 223H52V226H54V225H56L57 224V222H59L60 221V218H59V216L61 217V215L62 214H60V211H59V209H58V212L59 213H57V209H55V208H57V207H52ZM56 205H57V203H56ZM106 205H108V204H106ZM106 205H105V207H103V208H106ZM143 205V204H142ZM145 205V204H144ZM144 205H143V208H144ZM76 206V205H75ZM115 206V205H114ZM119 206L120 207H122L121 209H120V217H119V219H118V216H115V214H114V216L115 217H117V225H116V221L114 222V220H113V222H114V226L116 225L117 226V229H116V231H114L115 233H119V238L117 239V237L116 236H114L115 238L113 239V237H111V234L109 235L112 239H113V241L112 240H110L109 239V241L107 242V243H109L110 241V243L108 244L109 245V248H110V245H112L111 247H114V244L116 245V248H117V245H118V248L121 246V244H120V242H121V238H122V242L121 243H123L125 240H126V238L128 237V234H127V231H128V229L130 228V227H132V226H129L130 225V223L129 224H127L128 223V221H130V215H133V214H131V212H130V214H129V216H127L128 215V213H129V211H127L128 209H130L129 207H127V208H125V202H124V199H119L118 201H117V204H116V206L115 207H117L116 209H118L119 208ZM63 207V206H62ZM65 207V206H64ZM79 208H81L80 206H78ZM78 207H75V208H78ZM131 207V206H130ZM134 207V206H133ZM135 207H137V206H135ZM134 207V208H135ZM141 207V206H140ZM152 207H154L153 205H152ZM165 207H166V205H165ZM188 207H189V209H190V211L191 212H193L194 213V211H193V208H192V203L191 204H189L188 205ZM38 208V207H37ZM102 208V207H101ZM139 208V207H138ZM146 208H148V206L146 205ZM164 208V209H163ZM39 209V212H40V208H38ZM54 209L56 210V211H54ZM62 209V208H61ZM85 209V208H84ZM83 209V210H84ZM87 209V208H86ZM93 209V208H92ZM109 209V208H108ZM140 209V208H139ZM42 210V209H41ZM76 210V213H77V210L78 209H75ZM81 210H82V208H81ZM82 210V211H83ZM94 210H95V208H94ZM131 211H133L132 209H130ZM135 211L137 210V209H134ZM144 210V209H143ZM153 210V209H152ZM151 209L150 210H146V211H148V213H149V211H152ZM26 211V210H25ZM24 210L21 212V214H20V219H19V221L21 222L19 225H18V228H19V232H18V230H17V232L19 233V235H24V233H25V230L28 228L29 229V227L28 226H26V220H27V213L25 212ZM63 211V210H62ZM80 211V210H79ZM78 211V212H79ZM86 211V210H85ZM88 211V210H87ZM90 211V210H89ZM96 211V210H95ZM105 211V210H104ZM134 211V212H135ZM140 212H141V209L139 210ZM155 211V210H154ZM97 212V211H96ZM113 212V211H112ZM111 212V213H112ZM128 212V213H127ZM133 212V213H134ZM80 213V212H79ZM136 213H138V211L137 212H135V214ZM154 213V212H153ZM169 213V212H168ZM222 213H224V210L223 209H219V212H217V220H216V235H217V240H218V245H217V247H218V250H217V254L219 253L223 258H224V260H225V262H226V264H236L235 263V256H234V254H233V251H232V248H231V245H230V241H229V238H228V236H226V234H225V232H226V230H225V224H224V221H223V216H222ZM31 214V213H30ZM40 214H41V212H40ZM59 214V215H58ZM106 214H108V212H106ZM142 214V213H141ZM141 214L139 213V215L141 216ZM150 214V213H149ZM79 215V214H78ZM87 215V214H86ZM110 215V214H109ZM108 215V216H109ZM143 215V214H142ZM148 215V214H147ZM146 215V216H147ZM156 215V214H155ZM157 215V217H159ZM63 216V215H62ZM136 216V215H135ZM139 216V217H140ZM143 216H145V215H143ZM145 216V217H146ZM163 216H166L165 215V213L163 214ZM222 216V217H221ZM73 217V216H72ZM78 217V216H77ZM111 217V216H110ZM113 217V216H112ZM132 217V216H131ZM137 217H138V215H137ZM136 217V222H137V218ZM144 217V218H145ZM100 218V217H99ZM102 218H103V215H102ZM156 218V217H155ZM162 218V217H161ZM107 219V218H106ZM106 219H104V220H106ZM110 219V218H109ZM126 219L128 220V221H126ZM140 220H143V219H141V218H139ZM59 220V221H58ZM76 220V222H77V219H75ZM88 220V219H87ZM100 220H102V219H100ZM116 220V219H115ZM158 220V219H157ZM46 221V220H45ZM86 221V220H85ZM150 221V220H149ZM60 222H63L62 220L60 221ZM94 222V221H93ZM111 222V221H110ZM109 222V225L111 224V225H113V223L111 222L110 223ZM132 222V221H131ZM151 222V221H150ZM158 222H161V221H158ZM46 223V222H45ZM139 223V222H138ZM137 223V224H138ZM152 223V222H151ZM105 224V223H104ZM133 224V223H132ZM137 224H134V225H137ZM142 224H144V223H142ZM154 224V223H153ZM161 224V223H160ZM51 225V224H50ZM58 225V224H57ZM56 225V226H57ZM62 225H63V223H62ZM93 225V224H92ZM108 225V226H109ZM140 225V224H139ZM167 225V224H166ZM89 226V225H88ZM106 226V225H105ZM113 226V228H115ZM141 226V225H140ZM139 226V227H140ZM148 226V225H147ZM160 226V225H159ZM8 227V226H7ZM50 227V226H49ZM63 227V226H62ZM112 227V226H111ZM161 227V226H160ZM163 227V226H162ZM64 228V227H63ZM91 228V227H90ZM110 228V227H109ZM112 228V229H113ZM141 228V227H140ZM151 228V227H150ZM55 229H57V228H55ZM111 229V228H110ZM111 229V230H112ZM122 229V230H121ZM131 229V228H130ZM137 229H139V228H137ZM144 229V228H143ZM142 229V230H143ZM166 229V228H165ZM59 230V229H58ZM57 230V231H58ZM142 230H140L139 229V231L141 232ZM146 230V229H145ZM163 230V229H162ZM55 231V230H54ZM89 231V230H88ZM92 231V230H91ZM130 231V230H129ZM128 231V232H129ZM160 231V230H159ZM113 232V233H114ZM148 232V231H147ZM51 233V232H50ZM55 232H53V234H54ZM114 233V234H115ZM133 233V232H132ZM135 233L137 234V232L135 231ZM145 233V232H144ZM159 233V232H158ZM169 233V232H168ZM95 234V233H94ZM104 234H106V233H104ZM114 234H112V236L114 235ZM131 234V233H130ZM149 234V233H148ZM170 234V233H169ZM27 235V234H26ZM52 235V234H51ZM135 235V234H134ZM139 236H140V234H138ZM142 235V234H141ZM52 236H54V235H52ZM56 236H57V233H56ZM56 236H54V237H56ZM122 236V237H121ZM135 236H137V235H135ZM27 237V236H26ZM121 237V238H120ZM144 237H145V235H144ZM143 237V238H144ZM59 238V237H58ZM76 238V237H75ZM102 238V237H101ZM130 238V237H129ZM128 238V239H129ZM148 238V237H147ZM157 238V237H156ZM207 238H209V237H207ZM54 239V238H53ZM91 238H89V240H90ZM103 239V238H102ZM138 238H136V240H137ZM142 238H140V240H141ZM168 239V238H167ZM139 240V241H140ZM208 240V239H207ZM58 241V240H57ZM78 241V240H77ZM95 241V240H94ZM145 241H148V240H145ZM56 242V241H55ZM128 242V241H127ZM132 242V241H131ZM135 242V241H134ZM143 242V241H142ZM142 242H140V243H142ZM62 243V242H61ZM128 243H130V241L128 242ZM127 243V244H128ZM146 243V242H145ZM148 243V242H147ZM103 244H104V242H103ZM106 244V243H105ZM138 244V243H137ZM136 244V245H137ZM88 245V244H87ZM86 245V246H87ZM107 245V244H106ZM131 245V244H130ZM153 245V244H152ZM163 245V244H162ZM201 245V246H200ZM207 245V244H206ZM60 246V245H59ZM90 246V245H89ZM89 246H88V248H89ZM102 246V245H101ZM140 246H145V247H147L146 245H140ZM19 247V245H15V246H12V248L11 249H9L10 251H9V256H12L13 257V255H15L16 256V249ZM57 247V246H56ZM61 247V246H60ZM59 247V248H60ZM83 247H85V246H82V248ZM92 247V246H91ZM90 247V248H91ZM103 247V246H102ZM102 247H100V248H102ZM108 247V246H107ZM106 247V248H107ZM137 247V246H136ZM145 247H144V249H145ZM172 247V246H171ZM55 248V247H54ZM87 248V247H86ZM89 248V249H90ZM142 248V247H141ZM140 248V249H141ZM152 248V247H151ZM150 248V249H151ZM61 249V248H60ZM78 249H79V246H78ZM104 250H106L105 248H103ZM130 249H132V248H130ZM147 249V248H146ZM156 249V248H155ZM210 249V248H209ZM212 249V248H211ZM88 250V249H87ZM108 250V249H107ZM117 250V249H116ZM121 249H119V251H120ZM125 250V249H124ZM60 251V250H59ZM59 251H57V252H59ZM80 251V250H79ZM83 251H84V249H83ZM86 251V250H85ZM95 251V250H94ZM99 251V250H98ZM212 251V250H211ZM77 252V251H76ZM93 252V251H92ZM114 252V251H113ZM148 252V251H147ZM207 252V251H206ZM85 254L87 253V252H84ZM83 253V254H84ZM89 253H91V252H89ZM102 253H104V252H102ZM122 253V255H123V252H121ZM188 253H189V251H188ZM211 253V252H210ZM85 254H84V256H85ZM108 254H109V251H108ZM112 254V253H111ZM125 254V253H124ZM59 255V254H58ZM77 255V254H76ZM87 255H90V254H87ZM106 255H107V253H106ZM130 255V254H129ZM138 255V254H137ZM160 255V254H159ZM177 255V254H176ZM190 255V254H189ZM60 256V255H59ZM101 256H102V254H101ZM114 255H112V256H110V258L111 257H113ZM141 256V255H140ZM166 256H168V255H166ZM77 257V256H76ZM87 257V256H86ZM99 257V256H98ZM106 257V256H105ZM123 257H124V255H123ZM160 257V256H159ZM173 257V256H172ZM191 257V256H190ZM59 258V257H58ZM84 258V257H83ZM82 258V259H83ZM108 258V257H107ZM87 259H89V258H87ZM109 259V258H108ZM169 259V258H168ZM194 259H192L193 260V262H195L194 261ZM211 259V258H210ZM80 260H81V258H80ZM83 260H85V259H83ZM82 260V261H83ZM104 260V259H103ZM102 260V261H103ZM116 260V259H115ZM33 258L32 259H30L29 260V264H34L33 262ZM88 261V260H87ZM93 261V260H92ZM112 261H114V260H112ZM132 261V260H131ZM140 261V260H139ZM147 261H149V260H147ZM152 261V260H151ZM155 261V260H154ZM167 261V260H166ZM177 261V260H176ZM86 262V261H85ZM133 262V261H132ZM146 262V261H145ZM210 262V261H209ZM213 262V261H212ZM56 263V262H55ZM100 263V262H99ZM159 263V262H158ZM63 264V263H62ZM97 264V263H96ZM194 264V263H193Z\"/></svg>", "mask_w": 264, "mask_h": 264}, {"label": "snow or ice", "instance_id": "obj_3", "mask_svg": "<svg viewBox=\"0 0 264 264\" xmlns=\"http://www.w3.org/2000/svg\"><path fill=\"white\" fill-rule=\"evenodd\" d=\"M136 15L129 17L130 24L125 27L124 31L130 34L124 39L121 46V54H123L126 63H128L132 75V83H136L135 70L137 64L142 66V77L141 79H147L149 85L155 86L162 79L167 80L173 73L175 61L179 55L176 49V37L175 35H169L167 27L169 23V17H172V21L177 19L176 10L184 5L188 7L187 0H161L158 11H154L155 5L152 0H148L147 4H143L140 0H134ZM206 5L209 16L203 17L209 24L212 19L219 16L220 10L228 8L232 11L234 19H239L241 16L244 17L247 22H254L253 15L260 9H264V0H192L191 7H202ZM24 6L23 4L21 5ZM31 6V5H29ZM107 6V5H106ZM39 7V4L36 5ZM12 5L9 4L3 15H0V22L9 24L12 20L11 17ZM250 11L253 15H245V12ZM51 43V41H49ZM74 55V49L69 47L64 56V62L66 67H72L74 69V75H78L79 68L75 66L72 59ZM218 55V53H217ZM204 53H200L199 65L202 66ZM51 67V64L49 65ZM199 67L195 61L190 62L188 70L181 72V70L175 68V79L177 84L183 80L185 83L188 80H193L195 83L196 73L199 71ZM57 71H60L57 66ZM206 76V74H205ZM128 77L125 80V97L128 96ZM197 85V95H199V88L202 85ZM79 81L77 80V85ZM143 87V85H142ZM186 91V89H185ZM135 101H130L128 104V118L133 122L134 127H140L145 123L151 122L153 127L159 123L158 118H152L151 108V96L153 95L152 88L147 89V96L144 100L138 94H133ZM151 118V120H150ZM177 123L180 122V117L177 116ZM128 120L124 121L127 124ZM124 132H127V128H123ZM131 136V133H128ZM104 144L100 142L98 136L97 150L98 152L104 151ZM158 155L157 160L161 166V174L158 179H163L164 187H167V171L164 170V162L160 159L159 149H157ZM195 155L187 165L183 164L177 157L170 160L171 174L173 178V185L179 186L181 196L178 197L179 203L183 207V221L189 234H192L193 225L195 221V214L190 211L188 205L192 203V194L187 189L186 181L192 176L194 171ZM103 161L100 164L101 174H103ZM121 193L125 192L123 186L120 188ZM108 195L111 197L112 193ZM113 216V220H115ZM133 223H135V217H131ZM117 239L119 233L115 234ZM114 248L116 245L114 244ZM113 255L116 257L115 262L105 261V264H130L125 260H120V253L117 248ZM14 264H26L23 260H17ZM95 264V262H92ZM139 264H148V262L140 261Z\"/></svg>", "mask_w": 264, "mask_h": 264}]
</instances>
